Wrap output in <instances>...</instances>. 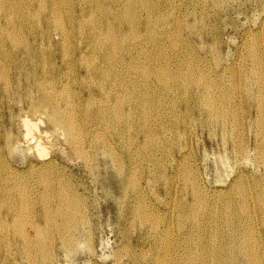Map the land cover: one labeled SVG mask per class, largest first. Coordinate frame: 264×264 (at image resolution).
<instances>
[{
  "label": "rangeland",
  "instance_id": "rangeland-1",
  "mask_svg": "<svg viewBox=\"0 0 264 264\" xmlns=\"http://www.w3.org/2000/svg\"><path fill=\"white\" fill-rule=\"evenodd\" d=\"M38 1H40V2H38ZM94 1H96V2H94ZM109 1H112V2H109ZM137 1H138L139 5L136 2L135 7L137 9L141 10L142 15L144 17L146 16V12H145V7H146V9L151 11V13H150L151 14V16H150L151 18H150V22L148 24L149 28L148 27L146 28L147 25L144 26L145 24L141 23L140 25H138V27H137L138 29L135 30V31H134V29L132 30L131 28H129V26H124V25H122V23H120L121 16L119 14H118L119 16H116L117 19H115L116 17H112L110 15H109V17L106 18L107 10H109L110 8H112L114 10L115 9L117 10L118 7L121 10L122 7H124V4L127 3L126 0H123V1L122 0H106V1L105 0L104 1L101 0V2H99V0H82V2H81V0H33L32 3L24 2V1H21V0H11V1L10 0H6V3H5V0H3L2 2H0V7H1L0 8V34L2 33V31H5L2 34L10 33V32L13 31L14 34L19 35V33L20 34H26V33H29L30 31L33 32L35 30V32L40 33V34L45 32L44 34H48L49 33V34H53L54 35L55 32L59 31L60 25H58V21H60L62 19L61 21L63 22V26H65V30L67 31V34L69 36L72 34L69 37L70 39L68 40V41H71V43L76 42L77 38L75 36L76 35H80L81 33H85V34H90L91 33V34H93V32H94V35H97L99 38H101V41H100L99 38H98V41H96L97 39L94 38L93 43L89 42V44L87 46V49H86V51L88 53L87 52H85V53L87 55H89L88 57H91V58H93V56L96 55L94 57V59H93L95 61L94 63H98L101 49L105 50L106 52L111 54V57H112L111 60L112 61L108 60V59H105L101 63V65H104L106 67V70H108V75H109V76H107V79H108L107 82L108 83L105 85V87H106V89L107 88L111 89V94H110L111 96H109L111 98L110 100L114 101V97H121L122 99H124V100L121 99L122 100V105H123L122 109L124 110L123 113L125 114L128 111L129 114H130V115L129 114L128 115H123L124 117H119V119L118 118H112V116L110 114V116H111L110 120L111 121L110 122H108V121L106 122V120H104L101 116H99V114H97V108L100 106L99 104L101 103V99H103L102 97H105L104 94L98 90L99 89V87H98L99 81H97V80L93 81V80L87 79L85 81V83L83 82L82 84L88 85L89 87H91L94 90V93H95V95H93V97H88V94L85 92V94H82L80 98L76 97V99L74 101V102H76V103H74V105H76V109L78 108L77 109V114L74 117L75 123L77 124V126H79L78 128H80V129L82 128L83 129V130L81 129L80 131L85 136L84 135H82V136L83 137L87 136L86 137V143H85V144H87L85 146V150L87 151V153H86L85 150L84 151H85V155L88 154V156H86V157L84 156L83 157V156H80V155L76 154V152L73 149V147L70 146L71 145L70 142L66 141L64 136L61 135V133H63V132H61V130L54 129L53 126L49 125L48 122L45 120L43 115H39L37 113L36 114H30V113L26 114V117L32 123V132H33L32 135H29V136L26 137L27 130L25 129V127H23L24 126L23 125V121L21 120V119H23L24 114H22V116L18 115V107L14 106L13 105L14 103H12V101H10L9 104H12L15 108H14L12 116L8 115L9 114V112H8V110H9L8 109V105H9L8 101L5 100L4 103L2 104L3 106L0 103V129L2 128L0 130V135H1L0 136L1 137L0 138V151H1V154H0V168H1L0 169V175H4V174L5 175H10V176L12 175L13 178H17L18 179V181L16 180L17 184L20 183L19 185H21L23 183L21 186L23 188H25V190L28 189L26 195L30 196V199H29L30 202L29 203L31 204V202L35 199L33 201V203L31 204L33 206L29 207L30 204L28 205V208L30 210L28 209L27 212H25L27 214V216L31 215V216H29L30 218L32 217V219H34V220L38 219V215H39V213L41 211V208H40L41 207V201L39 200V198H36V195H38L39 192L44 190V188H45L44 184H46L48 186V188L52 187V189L54 187H64V190L67 193L73 192V189H74L75 193H76V196L78 195L76 197L77 198L76 200L78 201L77 202L78 203V207H77L78 210H76V212L78 214L76 213V215H79L78 218L80 217V219H81V220L79 219L80 220L79 227L77 228L76 231L74 230L75 232L72 231L70 228H68L64 224L62 219H57L55 221V223H54V224H56V227H51L52 229L51 228H50V230L47 229L46 230L47 232L44 233V235H43L44 236L43 237L44 240H42V243L44 245L42 244L43 245V247H41L42 249L34 251L36 253L34 254V256L30 255L31 258H30V256L28 257L26 255L22 256V257H20L18 255L17 256L14 255L15 254L14 253L15 252L14 247L11 244L6 243L8 241H6V239L4 238L5 235L9 231L8 232H6L4 230L2 231V229L0 228V231H1L0 232L1 233L0 234V264L1 263L2 264H21V263L22 264H32L33 261H36L37 264H45V263L46 264H54V263L55 264H125V263L126 264H146L145 262L149 258L150 259H155V258H159L160 259V262H152L153 264H157V263L158 264H187V263L189 264L188 260H186V259L184 260L182 258V254L187 252V250H189V249H190L189 252H192V254H193V252H195V253H197L196 254L197 256L201 255L202 257L205 258V260L201 259L200 263H194V264H204L205 262H206L205 264H208V262H209V264H212L213 256L216 253H220L221 255L225 256L226 258L229 257L228 261L227 262H223V264H227V263L228 264H239V263L240 264H262L263 263L264 264V212L261 211L262 200H261V198L259 199L257 197L258 193L260 194L264 190V182H263L264 181V166H263L264 165V159H261V157L264 158L263 157L264 156L263 155L264 154V151H263L264 150V145H262V144H264V142H263L264 138H262L259 135L256 136L255 132L257 130L255 131L254 128H253V131L249 130L248 123L246 124V122L248 121L247 113H248V110H249V106H247L248 103L245 102V100H243V97H246V95L248 96V92L247 91H249V90H251L253 93H255L257 95L261 94L260 97H264V38H263L264 37V17H263L264 11L263 10L264 9L262 10V8H264V4H263L264 0H258V1L257 0H224V1L223 0H201V1L200 0H189V2L187 0H181V1L180 0H175V1L174 0H166V1L165 0H157V1H155V0H147V2H146V0H144V2H143V0H141V2H139L140 0H137ZM195 1H197V3ZM239 1H240V3H239ZM23 2H24V4H23ZM45 2H47V3L45 4ZM97 2H99L100 5ZM102 2H103V4H102ZM156 2H157L158 5L156 4ZM170 2H173V3H170ZM235 2H237V3H235ZM39 3H40V5H39ZM41 3H42V5H41ZM178 3H180V4H178ZM181 3H182V5H181ZM94 4L96 6H94ZM113 4H115V5H113ZM146 4H148L149 6H147ZM191 4H192V6H191ZM36 5L38 6V9H37ZM204 5L207 6V7L209 6L208 8L210 10L207 7H205ZM24 6H26L27 8L24 7ZM40 6H41V8H40ZM154 7H155V9H154ZM185 8L188 11L184 10ZM220 8H221L222 11L220 10ZM82 9L84 11L83 12L84 14L81 13V11H80ZM101 9H102V11H101ZM26 10H28V11H26ZM49 10L52 13H50ZM86 10H88V11H86ZM22 11H24L25 14L28 12L27 13L28 17L23 19L22 16H21V12ZM37 11H38V13H37ZM55 11H57V12H55ZM79 11L81 13L80 15H79ZM99 11H100L101 14L98 13ZM159 11H161V12H159ZM224 11H226L227 13L224 12ZM2 12H3L4 15L2 14ZM58 12L61 15L60 17H59V15H57ZM154 12H155V14H154ZM259 12H261V13H259ZM91 13H92L93 17L91 15ZM183 13L186 14V15H184ZM203 14L204 15H209L208 16L209 18H207V16L201 17ZM213 14L214 15L216 14V15L213 16ZM9 15H10V18H9ZM44 15H46L47 17L44 16ZM152 15H153V17H152ZM194 15H196L195 16L196 19H195ZM210 15L212 16V18H211ZM50 16L51 17L53 16L54 18L53 17L51 18ZM56 16H58L59 19L60 18L61 19L59 20L58 17H56ZM185 16H186V18H185ZM31 17L33 18V20L31 19ZM55 17H56V20H55ZM79 17H80V19H79ZM257 17H259V18H257ZM93 18H94L95 22H93ZM206 18H207V20H206ZM26 19H27V22H26ZM53 19L55 21H53ZM57 19H58V21H57ZM95 19L98 20V21H96ZM104 19H106V20H104ZM153 19H154V21H153ZM176 19L179 22L176 21ZM13 20H15L16 22L13 21ZM44 20H45V22L47 21L46 24H45V22H43ZM212 20L215 21L216 23H214ZM198 21H199V23H198ZM207 21H208V23H207ZM29 22H31V23H29ZM32 22H34V23L32 24ZM80 22H81V24H79ZM2 23L4 25H1ZM25 23H27V24H25ZM49 23H51V24H49ZM160 23H162V24H160ZM77 24H78V26H77ZM170 24H171V26H170ZM208 24H209V27H208ZM212 24H214L215 26L212 25ZM96 25H98V26H96ZM113 25H114V27H113ZM83 26H84V28H83ZM85 26H88V27H85ZM28 27H30V28H28ZM93 27H96V28L94 29ZM160 27H162V28H160ZM77 28H78V31L76 30ZM90 28H93L94 31L92 29L90 30ZM171 28L173 30H171ZM213 28H216V29H213ZM112 29H114V30H112ZM174 29L175 30L177 29V30L175 31ZM107 30H110V31H107ZM210 30H212V31H210ZM97 31H99V32H97ZM113 31H114V33H112ZM138 31H139V33H138ZM172 31L175 32V33H172ZM109 32H111V37L110 36L109 37L105 36ZM146 32L147 33L149 32V33L147 34ZM255 32L256 33L259 32V33L255 34ZM179 33L180 34L183 33V34L180 35ZM184 33H186L187 35L184 34ZM100 34H101V36H99ZM115 34H117L118 36L115 35ZM178 34H179V36H178ZM256 35H257V37H256ZM113 36H115L116 39H114L115 37H113ZM144 36H146V37H144ZM54 37L56 38V35H54ZM121 37H122V39H121ZM164 37H166V38H164ZM183 38H184V40H183ZM119 39H121V40H119ZM162 39H164V40H162ZM222 39H223V41H222ZM128 40H129V42H128ZM136 40L139 41L140 43H137ZM141 40H142V44H141ZM143 40H145V41H143ZM111 41H112V43H111ZM121 41H124V42H121ZM163 41H165V42H163ZM170 41L172 42V44H170L171 43ZM174 41L177 42V43H175ZM118 42H119V46H118ZM150 42L151 43L154 42V43L151 44ZM160 42L164 43V44H160ZM215 42H216V44H214ZM184 43H186V44L184 45ZM201 43H203V44H201ZM218 43H219L221 49H220V47H218ZM255 43H256V45H255ZM121 44H123V45H121ZM137 44H139L140 46H138ZM157 44H159V45H157ZM251 44H253V45H251ZM258 44H259V46H258ZM106 45H108V46H106ZM113 45H115V48H114ZM120 45L122 47L123 46L124 47L122 48ZM134 45L135 46L137 45V46L135 47ZM146 45H148V47ZM166 45H167V47H166ZM212 45H213V48L211 47ZM241 45L243 46V48H241L242 47ZM261 45H262V47H261ZM126 46H129V47H126ZM169 46L171 47V49H170ZM176 46H179L181 49H179V47H176ZM110 47H111V49L108 51V49ZM143 47H144V49L146 51H143L144 50ZM145 47L147 49L151 48V49H149V52L147 51V49ZM172 47H176V48H172ZM185 47H187V48H185ZM215 47H216L217 51L215 50ZM118 48L120 50H118ZM141 48H142V50H141ZM162 48H164V49L162 50ZM177 48L179 49L178 51H177ZM191 48H192V50H191ZM139 49H140V51H139V54H138V50ZM153 49H154V51H153ZM251 49H253V51ZM116 50H117V52H116ZM171 50H173V51L170 52ZM183 50H184V52H183ZM221 50H222L223 54H222ZM250 50L252 52H255V53L251 54L252 52ZM129 51H130V53H129ZM151 51H153V52H151ZM146 52H148V53H146ZM162 52H163L164 55H162ZM166 52H168V53H166ZM174 52H176V53H174ZM180 52H181V55H180ZM212 53H213V56H212ZM149 54L151 56L150 59H149ZM194 54L195 55L197 54V55L195 56ZM254 54H255V56H254ZM143 56L145 58H147V60L145 58H143ZM170 56H172V57H170ZM182 56H183V58H180ZM199 56L201 58H199ZM252 56H254L257 60L254 57L251 59ZM141 57L143 59H145V60H143ZM247 57H249V58H247ZM97 58H98V60H97ZM186 58L188 60V62H186L187 65L185 64ZM195 58L197 60L196 63H195V61H196ZM216 58L217 59L219 58V59L217 60ZM238 58L240 60H237ZM158 59L160 60L159 62H158ZM213 59H215L216 61L213 60ZM250 59L252 61L255 59L256 62H255V60L252 62ZM136 60H138L140 62H138ZM141 60H142V62H141ZM161 60H162V62H161ZM110 61H111V63H110ZM115 61H117L118 64L117 63L114 64ZM189 62H191V63H189ZM201 62H203V63H201ZM0 63H1L0 64V82L2 81L0 83V88L4 91L7 88L5 86V83L9 82V85H10V82L12 81V80H10V78H8V74L11 72V69H10V65H9V61L8 60L1 59ZM176 63H177V65H176ZM237 63H239V64H237ZM260 63H261V65H260ZM116 64H117V66H116ZM125 64H126V67H125ZM133 64L135 66H137V64H138L137 67H139V68L134 67ZM155 65H157V66H155ZM189 65H191V66H189ZM201 65H202V67H201ZM120 66H121V68H120ZM205 66H206L207 69L205 68ZM258 66H259V68H258ZM141 67L144 70L140 69ZM182 67H183V69H182ZM114 68H117V69L115 70ZM131 68H132V71H131ZM193 68H194L193 72L195 71L194 75H196L197 78H196V76L194 78L193 72L191 71ZM111 69H112V71H111ZM134 69L135 70L138 69V71L140 73L138 71L136 73V71ZM178 69H179V71H178ZM198 70L202 71L203 73L199 72ZM237 70H238V72H237ZM126 71H127V74H126ZM180 71L184 72L185 74L182 73V72L180 73ZM220 71H221V73H220ZM222 71H223V73H222ZM243 71H246L247 73L243 72ZM63 72H64V73H62L63 74L62 75L63 79L60 81L61 83L57 82L55 84L56 86L55 85L54 86H55L56 90L59 91V90L63 89L64 88L63 85L68 82L67 86L70 89V94L74 95L73 92H76L79 89L76 87L75 81L73 80V76L68 74L66 69L63 70ZM173 72L174 73L177 72L180 76L183 77V79L178 74H177L178 78H177L176 74L173 76V74H174ZM205 72L207 73V75H206ZM249 72L251 73L250 75H249ZM254 72L255 73L257 72V73L255 74ZM141 73H142V75H141ZM218 73H219V75H218ZM199 74H200V77H198ZM208 74H210L211 76H208ZM227 74L228 75L230 74V75L228 76ZM137 75L139 77L141 76L140 78H142V80L141 79L137 80V78H138ZM201 75H203L204 77L201 76ZM205 75H206V77H205ZM144 76H146V77H144ZM219 76L220 77L222 76V77L220 78ZM237 76H238V79H237ZM150 77L153 78V80ZM189 77L191 78V80H189L190 79ZM7 78H8V80H7ZM66 78H68V79H66ZM129 78H130V80H129ZM218 78H219L220 81L218 80ZM157 79H159V80H157ZM176 79H177V81L179 79V81L177 82ZM203 79L205 81H207V82L203 81ZM241 79H242V81H240ZM257 79H259L260 81L257 80ZM64 80H65V82H64ZM225 80H227V81H225ZM132 81H133L134 85H133ZM136 81H138V82H136ZM153 81H154V83H153ZM163 81H164V83H163ZM214 81H216L217 83L214 82ZM93 82H95L96 85L93 84ZM140 82L141 83L143 82V83L141 84ZM149 82H151V83L149 84ZM247 82H249V84ZM197 83H199L200 85L197 84ZM224 83H225V85H224ZM113 84H115V85H113ZM168 84L171 85L170 86L171 90L168 89L169 88ZM212 84H215L216 86L212 85ZM229 84H230V87H229ZM245 84H247L248 86H246ZM204 85H205V87L203 88ZM46 86L48 87L47 88L48 90L52 89V88H50L49 84H46ZM123 86H125V88ZM150 86H152V87H150ZM159 86H160V90L161 91H159V89H157V88H159ZM183 86H184V88H183ZM186 86H187V88H186ZM212 86H213V88H212ZM112 87H113V89H112ZM149 87L152 89L153 92L155 91L154 94L150 90ZM244 87H245V89H244ZM134 88H136L137 90H135ZM153 88H154V90H153ZM162 88H163V90H162ZM181 88H183V89H181ZM222 88L225 89V90H223ZM114 89L117 90V92H115ZM126 89H127V91H126ZM129 89H131V90H129ZM184 90L187 91V92H184ZM257 90H258V92H257ZM148 91L150 93H148ZM172 91L175 92V93H173ZM221 91H223L224 93L221 92ZM118 92H120V94ZM124 92L125 93L127 92L129 94H125ZM199 92H200V94H198ZM210 92L213 94V96L210 94ZM226 92H228V93H226ZM2 93H4V92L0 91V97H4V94H2ZM23 93L24 92L22 91L21 92V97L24 96ZM99 93H100L101 96L99 95ZM135 93H136V95H135ZM141 93H144L146 95L148 94V95L146 96V95L141 94ZM229 93H231V94H229ZM36 94L37 95L35 97H37V96L40 97V93L37 92ZM174 94H177L178 96L177 95L174 96ZM128 95H130V96H128ZM143 95H144V97H143ZM206 95L208 97H219L220 104L223 106V109H224V112L220 116H217V118H218V120L220 122L217 119H216V121H217L216 122L215 118H213L212 114H209V113H206V112H201V109H200V108H202L201 102H200V100L198 98L196 99V97H206ZM186 96L188 98H186ZM145 97H147V99H145ZM178 97H181V98H178ZM160 98H161V100H160ZM172 98H174V99H172ZM175 98H176V100H175ZM89 99H93V101L91 102L92 106L89 107L87 113H84L81 109H84L85 107H87V104H85V103H87L89 101ZM184 99H186V102H185ZM178 100H179L180 103L178 102ZM142 101H148L149 103L152 102L153 104L150 103V105L148 104L147 106H145V105H143ZM161 101H162V103H161ZM195 102L197 103V107L194 106V105H196ZM163 103L166 106H164ZM61 105H64V103H62ZM138 105H139V108H138ZM179 105H180V107H179ZM141 106L143 107V109H144V106L149 109V112H148L149 116L148 115H144L143 116V114L139 115L141 113V111L143 110ZM231 107H232V109H231ZM26 108L27 107L25 106V109ZM152 108L154 110H150ZM195 108H197L198 110L195 109ZM139 109H140V112H139ZM158 109H160V110L158 111ZM165 109H167V110H165ZM186 109H188V110H186ZM252 110H253L252 115H255L254 107H252ZM171 111L172 112L174 111L173 112L174 114ZM187 111H188V113H187ZM136 112H138V113L136 114ZM162 112H166L167 114L166 113H162ZM180 113H182L184 116H182V114H180ZM175 114H177V115H175ZM202 114H204V116ZM223 114H225V115H223ZM160 115L163 116V117H161ZM178 115H181L182 117L181 116L179 117ZM186 115H187V117H185ZM199 115L201 116L200 118H199ZM134 116L135 117L138 116V117H136L137 119H135ZM158 116H160V119L158 118ZM191 116H192V118H191ZM196 117H198L201 121L199 119H197ZM229 117H230V119H229ZM173 118H175V119L172 120ZM180 118H181V120H180ZM202 118H203V120H202ZM147 119H148V122H147ZM156 119H158V120H156ZM184 119L186 121H184ZM211 119L212 120L214 119V121H212ZM87 120H88V122H87ZM116 120H117V126H115ZM240 120H241L242 123L240 122ZM151 121L154 122V123L152 124ZM178 121H179V124H178ZM208 121H209V123H208ZM211 121L214 122V124L210 123ZM2 122L4 123L3 125H2ZM104 122H105V124H104ZM197 122H201V123H198V125H197ZM222 122L224 123V126H221ZM122 123H124V124H122ZM134 123H136V124L134 125ZM138 123L139 124L142 123V124L139 126ZM165 123H166V125L163 126ZM192 123L195 124V126ZM108 124H110V125H108ZM105 125H106V128H108V129L103 128V126L105 127ZM176 125H178V126H176ZM182 125H183V128H182ZM239 125H240V128H239ZM2 126L4 127V129H3ZM83 126H85V127H83ZM124 126H125V128H124ZM147 126L149 127V129H148ZM168 126H170V127H168ZM228 126H230V127H228ZM194 127H195V130H194ZM208 127H209L210 130L208 129ZM242 127H243V129H242ZM115 128H117L118 131L115 130ZM130 128L131 129L133 128L132 132H128V130L131 131ZM168 128H170V131H168L169 133L167 132V130H169ZM125 129H126V131H125ZM192 129H193V131H192ZM3 130H5V131H3ZM104 130H106V131H104ZM145 130H147V131L145 132ZM215 131H216V133H215ZM219 131H220V133H219ZM124 132H126V133H124ZM127 132H128V135H127ZM144 132L146 133V137L144 136L145 135ZM149 132H151V133L153 132L152 134H154V136H151V137L147 136V134ZM230 132H232V133H230ZM247 132L249 133L248 135H247ZM8 133H10L11 135L8 134ZM93 133L95 135L98 134V133H100L99 135L103 134L104 137L106 136L105 137L106 139L104 138L105 141L103 139H99L98 140L95 137L92 138L91 134H93ZM123 133H124L125 136L122 135ZM175 133L176 134L180 133V134L178 136H176ZM8 135H10V136H8ZM45 135H47V136H45ZM166 135H167V138H166ZM216 135H217V137H216ZM2 136H4V137H2ZM169 136H171V138H168ZM173 136H174V138H173ZM189 136H191V137H189ZM228 136H230V137H228ZM164 137H165V140H164ZM7 138H8V141H9V145H7L5 143ZM48 138H49V140H48ZM142 138L144 139V141H143ZM246 138L248 139V141H247ZM39 139L41 140V143L44 144L47 147L48 156L45 157V158L39 156V153H38V150H37L38 148H36ZM87 139L90 140V142ZM91 139H93V140L91 141ZM259 139L261 140V142L259 141ZM161 140H162V142H161ZM199 140H200V142H199ZM224 140H225V142H224ZM231 140H232V142H230ZM108 141H110V142H108ZM124 141L126 143L128 141V143L126 144V143H124ZM163 141L165 143H163ZM170 141L172 143L171 145L168 144V142L170 143ZM182 141H184V142H182ZM245 141L247 143H245ZM255 141H256V143H255ZM139 142H140V145H139ZM149 142L151 143V145H149ZM166 142H167V144H166ZM186 142H187V144H186ZM4 143H5V145H4ZM257 143L259 145H261L262 147L261 146L259 147L257 145ZM106 144L108 146L112 145L111 146L112 148L114 147V151L116 150L115 152L118 153V154L116 153L117 157H119L121 155L120 158H119V161L116 162L115 155H114V157H113L114 159L112 161L111 160L112 157H110L107 154L103 155L100 152V149L102 148V146H105ZM144 144H146V145L144 146ZM152 144H154V145H152ZM230 144H232V145H230ZM90 145L92 147H90ZM122 145H123L124 148L122 147ZM125 145H126V147H125ZM161 145L164 148L161 147ZM94 146H97V147H94ZM119 146H120V148H119ZM127 146H129V147H127ZM142 146L145 147V148H143ZM246 146H247V148H246ZM254 146H255V149H254ZM165 147L167 149L171 150L172 152L169 151V150L167 151V149ZM173 147H176V148H173ZM89 148H91V149H89ZM92 148H94V149H92ZM161 148H162V150H161ZM171 148H173V149H171ZM222 148H223V150H222ZM202 149H204L205 151L202 150ZM7 150L10 152V155L8 154ZM140 150H141V152H140ZM260 150H261V152H260ZM163 151L165 153H162ZM122 152H123V154H122ZM158 152L159 153L161 152L160 155H159ZM249 152H251V153L249 154ZM172 153H174V154H172ZM216 153L219 154V156ZM197 154L200 157H198ZM220 154H221V156H220ZM161 155L164 156V157H162ZM168 155H169V157H168ZM224 155H226V156L224 157ZM240 155L241 156L243 155V156L241 157ZM257 155H260V157L257 156ZM121 157H124L125 161ZM137 157H138V159H137ZM156 157H157V160H154V159H156ZM170 157L172 158V160H171ZM186 157H187V159H186ZM82 158H84V159H82ZM150 158H153V159H150ZM245 158H246V160H247V158H249V159L246 161V160H244ZM87 159H89V160H87ZM167 159L169 160V162H168ZM48 160H51L52 162L50 161V162L46 163L45 166H41V164H43V162L48 161ZM110 160H111V162H110ZM149 160H151V162ZM257 160H259V162ZM148 161H149L150 165H148V163H147ZM204 161H206V162H204ZM250 161H252V162H250ZM7 162H9L11 165L14 166V168L16 170L13 171V172H15V173L8 172ZM88 162H90V164ZM129 162H132L134 164H131ZM223 162H226V163H223ZM115 163L116 164L117 163L118 164L121 163L122 170H123V172H125V179H124L126 181L125 183H128L129 185H131V184H133V182H135L136 184L140 182L139 184H137V185H140L139 188H138V192L135 193V191L129 190L128 191V195H127L128 197L127 196L125 198L123 197L124 199H122V200H121V198H122L121 196H122L123 192H122L120 186L118 185V181H117L118 176L116 175V170H115V166H114ZM123 163H124V165H123ZM152 163H153V165H152ZM201 164H202V166H201ZM89 165L92 166V167H90ZM134 165H135V167H134ZM162 165H163V167H162ZM152 168H154V169H152ZM162 168H164V170ZM171 168H172V170H171ZM186 168L191 170V173L189 174V176H190V178L192 177L191 178L192 179V183L187 182L185 180V178H184V176L186 174L185 170H187ZM46 170H47V172H46ZM139 170H141V171L139 172ZM160 170H162V171H160ZM156 171H157V173H155ZM138 173L140 174V176H138L139 175ZM218 173H219V175H218ZM165 174H167V175H165ZM126 177H128V178H126ZM219 178H221V179H219ZM45 179H46V181H48V183L45 181ZM137 179H138V181H137ZM245 179L247 181H249V182H247ZM233 180H235V181H233ZM41 181L44 182V184ZM217 182H219V183H217ZM231 183H233V184H231ZM38 184H39V186H38ZM177 184H178V186H177ZM191 184H193L194 186L197 187V190H198L197 192L200 194L199 198H194V196H193L194 193H192V191L190 190L191 189L190 188ZM156 185H158V186H156ZM26 186H28V188ZM29 186H31V187H29ZM172 186H174V187H172ZM180 186L181 187L183 186V187L181 188ZM157 187H159V188H157ZM32 190H34V191H32ZM186 191H187V194L185 193ZM256 192H258V193H256ZM101 195H103V196H101ZM173 195H175V196H173ZM153 196H154V198H153ZM166 196H167V198H166ZM183 196L185 197L186 200L184 199ZM186 196H188V197H186ZM148 197H151V198H148ZM51 200H50L51 203L49 202V204H51V205L53 204L54 205L55 202H56V199L55 198H51ZM197 200L198 201L200 200V204H199V202ZM162 201H164V202H162ZM79 202H81V203H79ZM140 202H141V204H140ZM37 203H38V205H36ZM83 205L85 206V208H83ZM125 205L128 206V207H126ZM243 205H244V207H243ZM80 206H82V207L80 208ZM141 206H143V207L141 208ZM170 206H171V209H170ZM248 206H250V207H248ZM121 207H124V208L122 209ZM119 208H121V209L119 210ZM210 208L212 209V211H211ZM225 208L228 209V210L225 211L226 210ZM136 209H138V211ZM185 209H186V211H185ZM0 210L2 212V217L3 218L12 220L11 214L9 215V218L8 217H4L5 214H6L5 207L1 208ZM125 210H127V211H125ZM145 210L147 212H149V213L145 212ZM137 212L140 215L137 214ZM152 212H154V213H152ZM25 213H24V215L26 216ZM33 213H34V215H33ZM243 213H245V214H243ZM251 213H253V214L251 215ZM81 214L83 215V217H82ZM147 214H148V216H147ZM204 214H206V215H204ZM256 214L259 215L260 217H258ZM24 215L22 217L23 218L22 220L26 221V219H28V217L26 216L27 218H25ZM84 215H85V217L87 216L88 218L87 217L84 218ZM163 215H165V216H163ZM193 215H195V216H193ZM118 217L120 219H118ZM200 217H202V219ZM250 217H252V218H250ZM187 218L188 219L190 218L189 221L187 220ZM237 218H239L240 220L237 219ZM107 219H108V222H107ZM130 219H132V220L130 221ZM120 220H121V222H120ZM153 220H155V222ZM157 220L158 221L160 220L159 221L160 223ZM208 220H209V222H208ZM243 220H245V221H243ZM249 220H250L251 223L249 222ZM258 220L260 221V223H259ZM81 221H82V223H81ZM183 222H184V224H183ZM241 223H243V224H241ZM80 224H83V225L81 226ZM159 224H160V226H159ZM27 225H29V224L25 225V228H24V231L22 233V236L23 237L24 236L33 237L36 234V232H37V228L34 227V226L29 227L30 225L29 226H27ZM85 225L87 227L88 226L89 227L87 228V227H85ZM90 225H91V228H90ZM149 225L151 227H149ZM97 226H99V227H97ZM146 226H148V227H146ZM185 226H186V228H185ZM121 227H123V228H121ZM155 227H157L158 229L155 228ZM118 228H120V229L118 230ZM180 228H182V229H180ZM189 228H192V229H189ZM233 229H236V232H237L238 236L240 235L239 237L242 238L241 241H244V239L246 240L245 242H242V243H243V245L245 247H248V251L246 249L243 250V248L239 252H237V250H236L235 251L236 254H234V256L230 254L232 252V250H230V248L227 246V243L231 240V232H232ZM254 229H255V231H254ZM135 230H137V232ZM156 230H158V232ZM50 232L53 233V234H51ZM171 232H172V234H170ZM74 233H75V236H77L76 237V241L75 242L72 241V243H71V239H72ZM119 233L120 234L122 233V234L120 235ZM176 233H178V234H176ZM46 234H51V236L50 235L46 236ZM139 234H141L142 237ZM78 235H79V237H78ZM129 235H131L132 237L129 236ZM200 235H202V237ZM8 236H11L10 232L8 233ZM127 236H128V238H127ZM193 236H194V238H193ZM151 237H153V238H151ZM252 237H254V238H252ZM181 239L183 241H180ZM250 239H252V240H250ZM159 240H160V242H159ZM151 241H152V243H151ZM217 241L218 242L220 241V242L218 243ZM137 242H138V244H137ZM49 243H50L51 246L49 245ZM69 243H71L73 246L71 245V247L68 248L67 244H69ZM78 243H79V245L81 247L79 245H77ZM159 243H160V246H159ZM125 244H127V245H125ZM128 244H129L130 248L132 246L131 249L128 248ZM258 244H259V246H258ZM7 245H11V246H7ZM187 245L189 247L190 246L191 247L189 248ZM93 246H94V248H93ZM141 247H143V248H141ZM199 247H200V249H199ZM43 248H44V250H43ZM215 248H216V250H215ZM48 249H50L49 252L47 251L46 254H45L44 252L46 250H48ZM144 249H145V251H144ZM206 250H207V252H206ZM148 251H151V252H148ZM198 251H200V252H198ZM7 252H9L10 254L7 253ZM50 252H52V254ZM142 252L143 253L145 252L144 253L145 256H144V254ZM247 252L248 253H254L255 256L258 257V259L260 261H258V262L257 261L256 262H246L247 261L246 260L247 259L246 258V253ZM36 254L38 256H36ZM133 254H134V256H133ZM227 255H231V256L227 257ZM147 256H149V257H147ZM166 256H168V257H166ZM35 257H36V259H35ZM151 257H153V258H151ZM3 258H4V260H3ZM28 258H29V260H28ZM15 259H17V260H15ZM166 259H168V260H166ZM19 260H20V262H18ZM53 260H55V261H53ZM119 260H122V261H119ZM229 260L232 261V262H229ZM136 261H138V262H136ZM36 263H33V264H36Z\"/></svg>",
  "mask_w": 264,
  "mask_h": 264
},
{
  "label": "bare ground",
  "instance_id": "bare-ground-1",
  "mask_svg": "<svg viewBox=\"0 0 264 264\" xmlns=\"http://www.w3.org/2000/svg\"><path fill=\"white\" fill-rule=\"evenodd\" d=\"M3 0H1L0 2H2ZM11 1V0H10ZM21 1H24V2H28V3H32V1L33 0H21ZM104 1V0H103ZM106 1V0H105ZM123 1V0H122ZM127 1V3L126 4H124V7H122V9L120 10L119 9V7H118V9L115 11L114 9H112V8H110L109 10H107V13H106V18L107 17H109V15L110 16H112V17H116V16H121V20H120V23H122V25H124V26H129V28H131L132 30L134 29V31L135 30H137L138 28V25H140L141 23H144L145 25L144 26H146V28L148 27V24H149V22H150V16H151V11H149L148 9H146V7H145V12H146V16L144 17L143 15H142V12H141V10L140 9H137L136 7H135V4H136V2L138 3V1L137 0H126ZM155 1H157V0H155ZM166 1V0H165ZM175 1V0H174ZM181 1V0H180ZM188 2H189V0H187ZM201 1V0H200ZM224 1V0H223ZM222 1V2H223ZM258 1V0H257ZM24 2H23V4H24ZM36 2V1H35ZM34 2V3H35ZM38 2H40V1H38ZM55 2V1H54ZM76 2V1H75ZM81 2H82V0H81ZM80 2V3H81ZM85 2V1H84ZM90 2V1H89ZM94 2H96V1H94ZM99 2H101V0H99ZM99 2H97V3H99ZM109 2H112V1H109ZM139 2H141V0L139 1ZM143 2H144V0H143ZM146 2H147V0H146ZM152 2V1H151ZM150 2V3H151ZM179 2V1H178ZM187 2V3H188ZM196 3H197V1H195ZM204 2V1H203ZM211 2V1H210ZM209 2V3H210ZM215 2V1H214ZM4 3V2H3ZM5 3H6V0H5ZM4 3V4H5ZM47 2H45V4H46ZM117 3V2H116ZM170 3H173V2H170ZM183 3V2H182ZM182 3H181V5H182ZM200 3V2H199ZM202 3V2H201ZM225 3V2H224ZM235 3H237V2H235ZM239 3H240V1H239ZM262 3V2H261ZM2 4V3H1ZM11 4V3H10ZM20 4V3H19ZM18 4V5H19ZM44 4V5H45ZM102 4H103V2H102ZM119 4V3H118ZM153 4V3H152ZM156 4H157V2H156ZM178 4H180V3H178ZM208 4V3H207ZM264 4V3H263ZM34 5V4H33ZM39 5H40V3H39ZM41 5H42V3H41ZM90 5V4H89ZM99 5H100V3H99ZM105 5V4H104ZM113 5H115V4H113ZM138 5H139V3H138ZM147 6H149L148 4H146ZM154 5V4H153ZM158 5V4H157ZM203 5V4H202ZM215 5V4H214ZM248 5V4H247ZM27 6V5H26ZM26 6H24V7H26ZM37 6V5H36ZM81 6V5H80ZM94 6H96L95 4H94ZM103 6V5H102ZM122 6V5H121ZM145 6V5H144ZM155 6V5H154ZM185 6V5H184ZM191 6H192V4H191ZM199 6V5H198ZM205 6V5H204ZM30 7V6H29ZM82 7V6H81ZM85 7V6H84ZM114 7V6H113ZM156 7V6H155ZM155 7H154V9H155ZM178 7V6H177ZM205 7H207V6H205ZM209 7V6H208ZM207 7V8H208ZM262 7V6H261ZM1 8V7H0ZM27 8V7H26ZM35 8V7H34ZM40 8H41V6H40ZM46 8V7H45ZM52 8V7H51ZM98 8V7H97ZM96 8V9H97ZM101 8V7H100ZM103 8V7H102ZM167 8V7H166ZM169 8V7H168ZM181 8V7H180ZM191 8V7H190ZM201 8V7H200ZM213 8V7H212ZM37 9H38V6H37ZM48 9V8H47ZM46 9V10H47ZM95 9V8H94ZM99 9V8H98ZM151 9V8H150ZM160 9V8H159ZM174 9V8H173ZM178 9V8H177ZM206 9V8H205ZM209 9V8H208ZM207 9V10H208ZM264 8H262V10H263ZM25 10V9H24ZM33 10V9H32ZM35 10V9H34ZM40 10V9H39ZM53 10V9H52ZM57 10V9H56ZM79 10V9H78ZM85 10V9H84ZM92 10V9H91ZM172 10V9H171ZM176 10V9H175ZM184 10H187L186 8L184 9ZM210 10V9H209ZM214 10V9H213ZM220 10H221V8H220ZM227 10V9H226ZM261 10V9H260ZM2 11V10H1ZM13 11V10H12ZM26 11H28V10H26ZM50 11V10H49ZM81 11V13H83L84 11H83V9L82 10H80ZM80 11H79V15L81 14L80 13ZM86 11H88V10H86ZM101 11H102V9H101ZM154 11V10H153ZM157 11V10H156ZM155 11V12H156ZM163 11V10H162ZM165 11V10H164ZM168 11V10H167ZM170 11V10H169ZM180 11V10H179ZM188 11V10H187ZM186 11V12H187ZM201 11V10H200ZM222 11V10H221ZM264 11V10H263ZM36 12V11H35ZM48 12V11H47ZM55 12H57V11H55ZM68 12V11H67ZM95 12V11H94ZM93 12V13H94ZM155 12H154V14H155ZM159 12H161V11H159ZM171 12V11H170ZM177 12V11H176ZM185 12V13H186ZM212 12V11H211ZM224 12H226V11H224ZM9 13V12H8ZM7 13V14H8ZM28 13V12H27ZM27 13L25 14L24 13V11H22L21 12V16H22V18L24 19V18H26V17H28L27 16ZM37 13H38V11H37ZM50 13H52L51 11H50ZM99 14H101L100 13V11L98 12ZM153 13V12H152ZM167 13V12H166ZM165 13V14H166ZM178 13V12H177ZM176 13V14H177ZM180 13V12H179ZM188 13V12H187ZM186 13V14H187ZM196 13V12H195ZM194 13V14H195ZM203 13V12H202ZM207 13V12H206ZM205 13V14H206ZM227 13V12H226ZM259 13H261V12H259ZM2 14H3V12H2ZM34 14V13H33ZM36 14V13H35ZM49 14V13H48ZM84 14V13H83ZM88 14V13H87ZM119 14V15H118ZM159 14V13H158ZM171 14V13H170ZM184 14V13H183ZM182 14V15H183ZM186 14H184V15H186ZM4 15V14H3ZM13 15V14H12ZM32 15V14H31ZM40 15V14H39ZM42 15V14H41ZM52 15V14H51ZM56 15V14H55ZM57 15H59V17L61 16L60 15V13L58 12V14ZM91 15H92V13H91ZM104 15V14H103ZM102 15V16H103ZM169 15V14H168ZM216 15V14H215ZM214 14H213V16H215ZM262 15V14H261ZM2 16V15H1ZM37 16V15H36ZM35 16V17H36ZM44 16H46V15H44ZM85 16V15H84ZM83 16V17H84ZM96 16V15H95ZM163 16V15H162ZM196 15H194V17H195ZM203 16H207V18H209L208 16L209 15H202L201 17H203ZM211 16V15H210ZM240 16V15H239ZM242 16V15H241ZM260 16V15H259ZM30 17V16H29ZM34 17V16H33ZM47 17V16H46ZM51 17V16H50ZM53 17V16H52ZM51 17V18H52ZM56 17H58V16H56ZM56 17H55V20H56ZM59 17H58V19H59ZM87 17V16H86ZM85 17V18H86ZM92 17H93V15H92ZM152 17H153V15H152ZM158 17V16H157ZM176 17V16H175ZM181 17V16H180ZM238 17V16H237ZM263 17H264V15H263ZM9 18H10V15H9ZM8 18V19H9ZM42 18V17H41ZM45 18V17H44ZM54 18V17H53ZM96 18V17H95ZM120 18V17H119ZM177 18V17H176ZM185 18H186V16H185ZM207 18H206V20H207ZM211 18H212V16H211ZM247 18V17H246ZM257 18H259V17H257ZM30 19V18H29ZM31 19L33 20V18L31 17ZM58 19H57V21H58ZM61 19V18H60ZM59 19V20H60ZM79 19H80V17H79ZM109 19V18H108ZM115 19H117V17L115 18ZM157 19V18H156ZM175 19V18H174ZM195 19H196V17H195ZM194 19V20H195ZM222 19V18H221ZM40 20V19H39ZM38 20V21H39ZM42 20V19H41ZM52 20V19H51ZM50 20V21H51ZM54 19H53V21H55ZM62 20V19H61ZM58 21V25H60V27H59V31L58 32H55V34L54 35H56V38L54 37V35L53 34H44V33H37V32H35V30L33 31V32H29V33H26V34H20L19 33V35H17V34H14V32L12 33V32H10V33H4V34H2L3 32H5V31H2V33L0 34V60L1 59H4V60H8L9 61V65H10V69H11V72L8 74V78H10V80H12L11 82H10V85H9V82H7V83H5V86L7 87L4 91L0 88V91L1 92H4V93H2V94H4V97H0V103H1V105L4 103V101L5 100H7L8 101V104H9V102L10 101H12V103H14L13 105L14 106H17L18 107V115H20V116H22V114H24V117H23V119H21L22 121H23V127H25V129L27 130V134H26V137L27 136H29V135H32V123H31V121L26 117V114H39V115H43L44 116V118H45V120L48 122V124L49 125H51V126H53L54 127V129H57V130H61V132H63V133H61V135H63L64 136V138H65V140L66 141H68V142H70V146H72L73 147V149L75 150V152H76V154L77 155H80V156H88V154H86L85 155V146L87 145V144H85L86 143V137H83L82 135H84V134H82V132L80 131L81 129L80 128H78L79 126H77V124L75 123V119H74V117L76 116V114H77V109H76V105H74V103H76V102H74L75 101V99H76V97L77 98H80L81 97V95L82 94H85V92L88 94V97H93V95H95V93H94V90L91 88V87H89L88 85H84V84H82L83 82L85 83V81L87 80V79H90V80H93V81H95V80H97V81H99V85H98V87H99V91L100 92H102L103 94H104V96L105 97H102L103 99H101V103L99 104L100 106L97 108V114H99V116H101L104 120H106V122L108 121V122H110L111 120V116H112V118H118L119 119V117H124L123 115H128L129 114V112L127 113H123V109H122V107H123V105H122V100H124V99H122L121 97H114V101H112V100H110L111 98L109 97V96H111L110 94H111V89L109 88H107L106 89V87H105V85L108 83L107 82V76H109L108 75V70H106V67L104 66V65H101V63L105 60V59H108V60H111L112 59V57H111V54H109L108 52H106L105 50H100V57H99V61H98V63H94L95 61L93 60L94 59V57L96 56H93V58H91V57H88L89 55H87L85 52H87L86 51V49H87V46H88V44H89V42H91V43H93V41H94V38H96L97 40L96 41H98V36L97 35H94V32H93V34H85V33H79L80 35H76L75 37L77 38V40H76V42H74V43H71V41H68L70 38V36L72 35H68L67 34V31L65 30V26H63V22L62 21ZM78 20V19H77ZM96 20V19H95ZM104 20H106V19H104ZM240 20V19H239ZM260 20V19H259ZM263 20V19H262ZM8 21V20H7ZM13 21H15V20H13ZM29 21V20H28ZM37 21V22H38ZM49 21V20H48ZM80 21V20H79ZM82 21V20H81ZM87 21V20H86ZM96 21H98V20H96ZM109 21V20H108ZM118 21V20H117ZM153 21H154V19H153ZM156 21V20H155ZM176 21H178L177 19H176ZM201 21V20H200ZM213 21V20H212ZM258 21V20H257ZM16 22V21H15ZM26 22H27V19H26ZM43 22H45V20L43 21ZM85 22V21H84ZM93 22H95L94 21V18H93ZM92 22V23H93ZM105 22V21H104ZM103 22V23H104ZM119 22V21H118ZM179 22V21H178ZM181 22V21H180ZM214 23H216L215 21H213ZM235 22V21H234ZM5 23V22H4ZM8 23V22H7ZM29 23H31V22H29ZM34 22H32V24H33ZM47 23V21L45 22V24ZM53 23V22H52ZM56 23V22H55ZM66 23V22H65ZM155 23V22H154ZM198 23H199V21H198ZM201 23V22H200ZM207 23H208V21H207ZM206 23V24H207ZM263 23V22H262ZM11 24V23H10ZM25 24H27V23H25ZM49 24H51V23H49ZM79 24H81V22L79 23ZM83 24V23H82ZM95 24V23H94ZM110 24V23H109ZM160 24H162V23H160ZM176 24V23H175ZM1 25H4L3 23L1 24ZM16 25V24H15ZM29 25V24H28ZM44 25V24H43ZM105 25V24H104ZM103 25V26H104ZM121 25V24H120ZM174 25V24H173ZM205 25V24H204ZM212 25H214V24H212ZM262 25V24H261ZM260 25V26H261ZM77 26H78V24H77ZM81 26V25H80ZM93 26V25H92ZM95 26V25H94ZM96 26H98V25H96ZM167 26V25H166ZM170 26H171V24H170ZM175 26V25H174ZM206 26V25H205ZM215 26V25H214ZM213 26V27H214ZM263 26V25H262ZM34 27V26H33ZM50 27V26H49ZM68 27V26H67ZM85 27H88V26H85ZM102 27V26H101ZM113 27H114V25H113ZM117 27V26H116ZM151 27V26H150ZM176 27V26H175ZM182 27V26H181ZM208 27H209V24H208ZM218 27V26H217ZM28 28H30V27H28ZM47 28V27H46ZM45 28V29H46ZM79 28V27H78ZM78 28L76 29L77 31H78ZM83 28H84V26H83ZM94 29L96 28V27H93ZM93 28H90V30L92 29L93 30ZM149 28V27H148ZM160 28H162V27H160ZM180 28V27H179ZM219 28V27H218ZM262 28V27H261ZM34 29V28H33ZM32 29V30H33ZM44 29V28H43ZM89 29V28H88ZM103 29V28H102ZM110 29V28H109ZM122 29V28H121ZM167 29V28H166ZM178 29V28H177ZM176 29V30H177ZM207 29V28H206ZM213 29H216V28H213ZM6 30V29H5ZM10 30V29H9ZM72 30V29H71ZM82 30V29H81ZM80 30V31H81ZM85 30V29H84ZM101 30V29H100ZM112 30H114V29H112ZM118 30V29H117ZM155 30V29H154ZM171 30H173L172 28H171ZM175 30V29H174ZM175 30V31H176ZM8 31V30H7ZM6 31V32H7ZM19 31V30H18ZM94 31V30H93ZM107 31H110V30H107ZM140 31V30H139ZM139 31H138V33H139ZM152 31V30H151ZM166 31V30H165ZM181 31V30H180ZM210 31H212V30H210ZM72 32V31H71ZM92 32V31H91ZM97 32H99V31H97ZM122 32V31H121ZM179 32V31H178ZM184 32V31H183ZM217 32V31H216ZM220 32V31H219ZM261 32V31H260ZM16 33V32H15ZM18 33V32H17ZM22 33V32H21ZM70 33V32H69ZM112 33H114V31L112 32ZM117 33V32H116ZM126 33V32H125ZM147 33V32H146ZM149 33V32H148ZM147 33V34H148ZM155 33V32H154ZM157 33V32H156ZM169 33V32H168ZM171 33V32H170ZM172 33H175V32H173L172 31ZM181 33V32H180ZM179 33V34H180ZM249 33V32H248ZM257 33H259V32H257ZM256 32H255V34H257ZM77 34V33H76ZM98 34V33H97ZM144 34V33H143ZM167 34V33H166ZM179 34H178V36H179ZM183 34V33H182ZM182 34H180V35H182ZM184 34H186V33H184ZM74 35V34H73ZM115 35H117V34H115ZM136 35V34H135ZM141 35V34H140ZM164 35V34H163ZM187 35V34H186ZM221 35V34H220ZM248 35V34H247ZM99 36H101V34L99 35ZM105 36H107V37H111V32H109L108 34H106ZM118 36V35H117ZM124 36V35H123ZM122 36V37H123ZM147 36V35H146ZM146 36H144V37H146ZM149 36V35H148ZM155 36V35H154ZM177 36V35H176ZM185 36V35H184ZM113 37H115V36H113ZM122 37H121V39H122ZM137 37V36H136ZM160 37V36H159ZM158 37V38H159ZM169 37V36H168ZM174 37V36H173ZM217 37V36H216ZM219 37V36H218ZM221 37V36H220ZM256 37H257V35H256ZM74 38V37H73ZM72 38V39H73ZM120 38V37H119ZM124 38V37H123ZM138 38V37H137ZM164 38H166V37H164ZM178 38V37H177ZM187 38V37H186ZM245 38V37H244ZM259 38V37H258ZM264 38V37H263ZM100 39V41H101V38H99ZM114 39H116V37L114 38ZM121 39H119V40H121ZM135 39V38H134ZM145 39V38H144ZM157 39V38H156ZM179 39V38H178ZM188 39V38H187ZM152 40V39H151ZM162 40H164V39H162ZM171 40V39H170ZM176 40V39H175ZM181 40V39H180ZM179 40V41H180ZM183 40H184V38H183ZM216 40V39H215ZM137 41V40H136ZM143 41H145V40H143ZM172 41V40H171ZM170 41V42H171ZM188 41V40H187ZM190 41V40H189ZM222 41H223V39H222ZM254 41V40H253ZM261 41V40H260ZM121 42H124V41H121ZM128 42H129V40H128ZM159 42V41H158ZM163 42H165V41H163ZM169 42V43H170ZM175 42V41H174ZM182 42V41H181ZM184 42V41H183ZM111 43H112V41H111ZM137 43H140L139 41H137ZM144 43V42H143ZM151 43V42H150ZM152 43H154V42H152ZM151 43V44H152ZM168 43V42H167ZM175 43H177V42H175ZM179 43V42H178ZM204 43V42H203ZM203 43H201V44H203ZM220 43V42H219ZM219 43H218V47H220V45H219ZM96 44V43H95ZM109 44V43H108ZM131 44V43H130ZM129 44V45H130ZM141 44H142V40H141ZM160 44H164V43H161L160 42ZM170 44H172V42L170 43ZM169 44V45H170ZM174 44V43H173ZM181 44V43H180ZM179 44V45H180ZM186 43H184V45H185ZM214 44H216V42L214 43ZM103 45V44H102ZM110 45V44H109ZM121 45H123V44H121ZM120 45V46H121ZM138 46H140L139 44H137ZM136 45V46H137ZM144 45V44H143ZM156 45V44H155ZM157 45H159V44H157ZM168 45V44H167ZM167 45H166V47H167ZM177 45V44H176ZM183 45V44H182ZM207 45V44H206ZM251 45H253V44H251ZM255 45H256V43H255ZM95 46V45H94ZM100 46V45H99ZM106 46H108V45H106ZM111 46V45H110ZM114 46V48H115V45H113ZM118 46H119V42H118ZM132 46V45H131ZM135 46V45H134ZM135 46V47H136ZM147 47H148V45H146ZM152 46V45H151ZM171 46V45H170ZM169 46V47H170ZM173 46V45H172ZM205 46V45H204ZM208 46V45H207ZM242 46V45H241ZM258 46H259V44H258ZM257 46V47H258ZM112 47V46H111ZM111 47L108 49V51L111 49ZM122 47V46H121ZM124 47V46H123ZM122 47V48H123ZM126 47H129V46H126ZM125 47V48H126ZM142 47V46H141ZM157 47V46H156ZM163 47V46H162ZM176 47H179V46H176ZM176 47H172V48H176ZM182 47V46H181ZM206 47V46H205ZM204 47V48H205ZM212 48H213V45L211 46ZM250 47V46H249ZM254 47V46H253ZM261 47H262V45H261ZM104 48V47H103ZM113 48V49H114ZM120 48V47H119ZM118 48V50H120ZM146 48V47H145ZM185 48H187V47H185ZM190 48V47H189ZM196 48V47H195ZM203 48V49H204ZM241 48H243V46L241 47ZM245 48V47H244ZM260 48V47H259ZM90 49V48H89ZM128 49V48H127ZM130 49V48H129ZM143 49H144V47H143ZM147 49V48H146ZM149 49H151V48H149ZM149 49H147V51L149 52ZM156 49V48H155ZM164 48H162V50H163ZM170 49H171V47H170ZM179 49H181L180 47H179ZM178 48H177V51L179 50ZM206 49V48H205ZM219 49V48H218ZM220 49H221V47H220ZM254 49V48H253ZM253 49H251L252 51H253ZM123 50V49H122ZM121 50V51H122ZM131 50V49H130ZM141 50H142V48H141ZM190 50V49H189ZM188 50V51H189ZM191 50H192V48H191ZM197 50V49H196ZM215 50L217 51V49H216V47H215ZM250 50V51H251ZM260 50V49H259ZM139 51H140V49L138 50V54H139ZM143 51H146L145 49L143 50ZM153 51H154V49H153ZM153 51H151V52H153ZM158 51V50H157ZM173 50H171L170 52H172ZM176 51V52H177ZM187 51V52H188ZM251 51V52H252ZM256 51V50H255ZM97 52V51H96ZM116 52H117V50H116ZM123 52V51H122ZM137 52V51H136ZM148 52H146V53H148ZM176 52H174V53H176ZM183 52H184V50H183ZM221 52H222V50H221ZM237 52V51H236ZM88 53V52H87ZM129 53H130V51H129ZM141 53V52H140ZM145 53V52H144ZM160 53V52H159ZM166 53H168V52H166ZM206 53V52H205ZM217 53V52H216ZM242 53V52H241ZM249 53V52H248ZM253 53H255V52H252L251 54H253ZM257 53V52H256ZM115 54V53H114ZM143 54V53H142ZM172 54V53H171ZM185 54V53H184ZM210 54V53H209ZM218 54V53H217ZM222 54H223V52H222ZM221 54V55H222ZM93 55V54H92ZM113 55V54H112ZM144 55V54H143ZM154 55V54H153ZM162 55H164L163 54V52H162ZM168 55V54H167ZM174 55V54H173ZM172 55V56H173ZM176 55V54H175ZM180 55H181V52H180ZM191 55V54H190ZM195 55V54H194ZM197 55V54H196ZM195 55V56H196ZM228 55V54H227ZM248 55V54H247ZM146 56V55H145ZM161 56V55H160ZM172 56H170V57H172ZM205 56V55H204ZM210 56V55H209ZM212 56H213V53H212ZM217 56V55H216ZM242 56V55H241ZM254 56H255V54H254ZM254 56H252L251 57V59L254 57ZM117 57V56H116ZM150 54H149V59H150ZM169 57V58H170ZM177 57V56H176ZM185 57V56H184ZM193 57V56H192ZM198 57V56H197ZM142 58V57H141ZM143 58H145L144 56H143ZM142 58V59H143ZM154 58V57H153ZM178 58V57H177ZM180 58H183V56L182 57H180ZM194 58V57H193ZM199 58H201L200 56H199ZM198 58V59H199ZM247 58H249V57H247ZM255 58V57H254ZM146 60H147V58H145ZM145 59H143V60H145ZM185 59V58H184ZM203 59V58H202ZM217 59V58H216ZM219 59V58H218ZM217 59V60H218ZM250 59V60H251ZM256 59V58H255ZM254 59V60H255ZM97 60H98V58H97ZM155 60V59H154ZM171 60V59H170ZM183 60V59H182ZM186 60H187V58H186ZM185 60V64L187 65V63L186 62H188V60L186 61ZM194 60V59H193ZM195 60H196V58H195ZM213 60H215V59H213ZM237 60H240L239 58L237 59ZM253 60V61H254ZM257 60V59H256ZM256 60H255V62H256ZM112 61V60H111ZM111 61H110V63H111ZM114 61V60H113ZM129 61V60H128ZM136 61H138V60H136ZM160 60L158 59V62H159ZM173 61V60H172ZM175 61V60H174ZM216 61V60H215ZM214 61V62H215ZM252 61V60H251ZM252 61V62H253ZM100 62V63H99ZM138 62H140V61H138ZM141 62H142V60H141ZM157 62V61H156ZM161 62H162V60H161ZM160 62V63H161ZM178 62V61H177ZM194 62V61H193ZM192 62V63H193ZM197 62V60L195 61V63ZM225 62V61H224ZM223 62V63H224ZM262 62V61H261ZM115 63H117V61H115L114 62V64ZM128 63V62H127ZM189 63H191V62H189ZM200 63V62H199ZM201 63H203V62H201ZM207 63V62H206ZM210 63V62H209ZM235 63V62H234ZM244 63V62H243ZM246 63V62H245ZM258 63V62H257ZM1 64V63H0ZM118 64V63H117ZM117 64H116V66H117ZM152 64V63H151ZM184 64V65H185ZM194 64V63H193ZM192 64V65H193ZM237 64H239V63H237ZM253 64V63H252ZM120 65V64H119ZM122 65V64H121ZM134 65V64H133ZM158 65V64H157ZM157 65H155V66H157ZM165 65V64H164ZM173 65V64H172ZM176 65H177V63H176ZM221 65V64H220ZM248 65V64H247ZM257 65V64H256ZM260 65H261V63H260ZM137 66H138V64H137ZM137 66H135L134 65V67H136V68H139V67H137ZM142 66V65H141ZM152 66V65H151ZM154 66V67H155ZM189 66H191V65H189ZM207 66V65H206ZM206 66H205V68H206ZM240 66V65H239ZM125 67H126V64H125ZM149 67V66H148ZM201 67H202V65H201ZM208 67V66H207ZM222 67V66H221ZM254 67V66H253ZM256 67V66H255ZM112 68V67H111ZM120 68H121V66H120ZM195 68V67H194ZM194 68L191 70L192 72H193V70H194ZM251 68V67H250ZM249 68V69H250ZM257 68V67H256ZM255 68V69H256ZM258 68H259V66H258ZM66 69V71H67V73L68 74H70V75H72L73 76V80L75 81V84H76V87L79 89L78 91H76V92H73V94L74 95H71L70 94V89H69V87L67 86V83H65L63 86H64V88L63 89H61V90H59V91H57L56 90V88H55V84L57 83V82H60L62 79H63V77H62V73H64L63 72V70H65ZM115 70L117 69V68H114ZM126 69V68H125ZM124 69V70H125ZM140 69H142V67L140 68ZM153 69V68H152ZM173 69V68H172ZM182 69H183V67H182ZM181 69V70H182ZM191 69V68H190ZM198 69V68H197ZM207 69V68H206ZM239 69V68H238ZM135 70V69H134ZM142 70H144V69H142ZM166 70V69H165ZM203 70V69H202ZM205 70V69H204ZM227 70V69H226ZM251 70V69H250ZM111 71H112V69H111ZM110 71V72H111ZM129 71V70H128ZM131 71H132V68H131ZM136 71V73H137V71H138V69L137 70H135ZM134 71V72H135ZM141 71V70H140ZM178 71H179V69H178ZM177 71V72H178ZM185 71V70H184ZM190 71V72H191ZM199 71V70H198ZM206 71V70H205ZM248 71V70H247ZM257 71V70H256ZM260 71V70H259ZM7 72V71H6ZM125 72V71H124ZM123 72V73H124ZM139 72V71H138ZM146 72V71H145ZM152 72V71H151ZM177 72H173L174 74H173V76L176 74V76H177ZM182 71H180V73H181ZM191 72V73H192ZM195 72V71H194ZM193 72V75L195 74ZM199 72H201V73H203L202 71H199ZM237 72H238V70H237ZM243 72H246V71H243ZM112 73V72H111ZM110 73V74H111ZM116 73V72H115ZM133 73V72H132ZM140 73V72H139ZM138 73V74H139ZM143 73V72H142ZM142 73H141V75H142ZM153 73V72H152ZM182 73H184V72H182ZM206 73V72H205ZM220 73H221V71H220ZM222 73H223V71H222ZM247 73V72H246ZM255 73V72H254ZM257 73V72H256ZM255 73V74H256ZM126 74H127V71H126ZM144 74V73H143ZM151 74V73H150ZM185 74V73H184ZM197 74V73H196ZM251 73L249 72V75H250ZM131 75V74H130ZM152 75V74H151ZM179 75V74H178ZM182 75V74H181ZM206 75H207V73H206ZM206 75H205V77H206ZM214 75V74H213ZM212 75V76H213ZM217 75V74H216ZM218 75H219V73H218ZM226 75V74H225ZM228 75V74H227ZM230 75V74H229ZM228 75V76H229ZM247 75V74H246ZM7 76V75H6ZM132 76V75H131ZM134 76V75H133ZM180 76V75H179ZM195 76L196 75H194V78H195ZM201 76H203V75H201ZM208 76H211L210 74H208ZM243 76V75H242ZM248 76V75H247ZM257 76V75H256ZM136 77V76H135ZM134 77V78H135ZM137 80L138 79H141L142 80V78H140L138 75H137ZM143 77V76H142ZM144 77H146V76H144ZM180 77H182V76H180ZM198 77H200V74L198 75ZM204 77V76H203ZM202 77V78H203ZM214 77V76H213ZM220 77V76H219ZM222 77V76H221ZM220 77V78H221ZM225 77V76H224ZM223 77V78H224ZM8 78H7V80H8ZM111 78V77H110ZM128 78V77H127ZM132 78V77H131ZM151 78V77H150ZM172 78V77H171ZM174 78V77H173ZM177 78H178V76H177ZM185 78V77H184ZM190 78V77H189ZM193 78V79H194ZM196 78H197V76H196ZM201 78V79H202ZM257 78V77H256ZM263 78V77H262ZM4 79V78H3ZM66 79H68V78H66ZM152 80H153V78H151ZM182 79H183V77H182ZM192 79V80H193ZM199 79V78H198ZM205 79V78H204ZM203 79V81H205ZM228 79V78H227ZM237 79H238V76H237ZM260 79V78H259ZM259 79H257V80H259ZM6 80V81H7ZM124 80V79H123ZM128 80V79H127ZM129 80H130V78H129ZM157 80H159V79H157ZM167 80V79H166ZM165 80V81H166ZM187 80V79H186ZM189 80H191V78L189 79ZM195 80V79H194ZM200 80V79H199ZM198 80V81H199ZM215 80V79H214ZM218 80H219V78H218ZM229 80V79H228ZM5 81V82H6ZM69 81V80H68ZM119 81V80H118ZM145 81V80H144ZM150 81V80H149ZM156 81V80H155ZM170 81V80H169ZM174 81V80H173ZM172 81V82H173ZM176 81H177V79H176ZM178 81H179V79H178ZM177 81V82H178ZM183 81V80H182ZM197 81V80H196ZM201 81V80H200ZM220 81V80H219ZM225 81H227V80H225ZM230 81V80H229ZM240 81H242V79L240 80ZM245 81V80H244ZM250 81V80H249ZM260 81V80H259ZM2 82V81H1ZM0 82V83H1ZM14 82V83H13ZM64 82H65V80H64ZM63 82V83H64ZM92 82V81H91ZM136 82H138V81H136ZM160 82V81H159ZM168 82V81H167ZM186 82V81H185ZM184 82V83H185ZM195 82V81H194ZM193 82V83H194ZM205 82H207V81H205ZM204 82V83H205ZM214 82H216V81H214ZM61 83V82H60ZM62 83V84H63ZM74 83V82H73ZM126 83V82H125ZM132 83H133V81H132ZM141 83V82H140ZM143 83V82H142ZM141 83V84H142ZM146 83V82H145ZM144 83V84H145ZM151 82H149V84H150ZM153 83H154V81H153ZM163 83H164V81H163ZM162 83V84H163ZM171 83V82H170ZM169 83V84H170ZM187 83V82H186ZM190 83V82H189ZM203 83V84H204ZM210 83V82H209ZM208 83V84H209ZM213 83V82H212ZM217 83V82H216ZM226 83V82H225ZM225 83H224V85H225ZM248 84H249V82H247ZM251 83V82H250ZM262 83V82H261ZM46 84H49V86H50V88H52L51 90H48L47 88V86H46ZM92 84V83H91ZM93 84H95V82H93ZM131 84V83H130ZM157 84V83H156ZM168 84V85H169ZM176 84V83H175ZM174 84V85H175ZM196 84V83H195ZM197 84H199V83H197ZM222 84V83H221ZM4 85V84H3ZM55 85V86H54ZM61 85V84H60ZM69 85V84H68ZM96 85V84H95ZM112 85V84H111ZM113 85H115V84H113ZM132 85V84H131ZM133 85H134V83H133ZM184 85V84H183ZM200 85V84H199ZM212 85H215V84H212ZM227 85V84H226ZM246 86H248L247 84H245ZM91 86V85H90ZM144 86V85H143ZM148 86V85H147ZM163 86V85H162ZM170 86L171 85H169V88L168 89H170ZM196 86V85H195ZM216 86V85H215ZM55 89H54V88ZM95 87V86H94ZM124 88H125V86H123ZM140 87V86H139ZM142 87V86H141ZM150 87H152V86H150ZM149 87V88H150ZM155 87V86H154ZM194 87V86H193ZM205 87V85L203 86V88ZM207 87V86H206ZM228 87V86H227ZM229 87H230V84H229ZM235 87V86H234ZM233 87V88H234ZM238 87V86H237ZM258 87V86H257ZM118 88V87H117ZM123 88V89H124ZM183 88H184V86H183ZM183 88H181V89H183ZM186 88H187V86H186ZM212 88H213V86H212ZM250 88V87H249ZM260 88V87H259ZM262 88V87H261ZM112 89H113V87H112ZM122 89V90H123ZM135 90H137L136 88H134ZM146 89V88H145ZM157 89H159V91H161L160 90V86H159V88H157ZM167 89V90H168ZM180 89V90H181ZM197 89V88H196ZM209 89V88H208ZM223 89V88H222ZM228 89V88H227ZM242 89V88H241ZM244 89H245V87H244ZM254 89V88H253ZM252 89V90H253ZM115 90V89H114ZM129 90H131V89H129ZM139 90V89H138ZM150 90L152 91V89L150 88ZM153 90H154V88H153ZM162 90H163V88H162ZM171 90V89H170ZM177 90V89H176ZM175 90V91H176ZM223 90H225V89H223ZM237 90V89H236ZM235 90V91H236ZM261 90V89H260ZM24 92L23 94H24V96L23 97H21V92ZM37 93H40V97H35L37 94L35 93V92ZM126 91H127V89H126ZM133 91V90H132ZM174 91V90H173ZM172 91V92H173ZM205 91V90H204ZM230 91V90H229ZM234 91V90H233ZM244 91V90H243ZM247 91V90H246ZM115 92H117V90H115ZM129 92V91H128ZM136 92V91H135ZM142 92V91H141ZM153 92V91H152ZM155 92V91H154ZM154 92H153V94H154ZM158 92V91H157ZM184 92H187V91H185L184 90ZM192 92V91H191ZM190 92V93H191ZM221 92H223V91H221ZM248 92V96L246 95V97H243V100H245V102H247L248 103V105L247 106H249V110H248V113H247V115H248V121L246 122V124L248 123V128H249V130L250 131H253V128H254V130L256 131L255 132V135L257 136V135H259V136H261L262 138H264V97H260V95H257V94H255V93H253L251 90H249V91H247ZM257 92H258V90H257ZM114 93V92H113ZM119 94H120V92H118ZM125 93V92H124ZM137 93V92H136ZM136 93H135V95H136ZM148 93H150L149 91H148ZM162 93V92H161ZM169 93V92H168ZM173 93H175V92H173ZM180 93V92H179ZM224 93V92H223ZM226 93H228V92H226ZM236 93V92H235ZM243 93V92H242ZM261 93V92H260ZM125 94H129V93H125ZM124 94V95H125ZM141 94H144V93H141ZM178 94V93H177ZM177 94H174V96L175 95H177ZM186 94V93H185ZM184 94V95H185ZM198 94H200V92L198 93ZM203 94V93H202ZM210 94L213 96V94L210 92ZM229 94H231V93H229ZM239 94V93H238ZM244 94V93H243ZM99 95H100V93H99ZM118 95V94H117ZM144 95H146V94H144ZM144 95H143V97H144ZM148 95V94H147ZM146 95V96H147ZM156 95V94H155ZM223 95V94H222ZM97 96V95H96ZM101 96V95H100ZM128 96H130V95H128ZM159 96V95H158ZM178 96V95H177ZM226 96V95H225ZM232 96V95H231ZM239 96V95H238ZM151 97V96H150ZM125 98V97H124ZM159 98V97H158ZM168 98V97H167ZM178 98H181V97H178ZM186 98H188L187 96H186ZM199 99L200 100V102H201V106H202V108H200L201 109V112H206V113H209V114H212L213 115V118H215V121H216V119L218 120V118H217V116H220L223 112H224V109H223V106L220 104V101H219V97H208L207 95H206V97H196V99ZM87 99V98H86ZM122 99V100H121ZM132 99V98H131ZM145 99H147V97H145ZM154 99V98H153ZM152 99V100H153ZM172 99H174V98H172ZM195 99V98H194ZM160 100H161V98H160ZM167 100V99H166ZM169 100V99H168ZM171 100V99H170ZM175 100H176V98H175ZM185 100V102H186V99H184ZM235 100V99H234ZM87 101V100H86ZM93 101V99H89V101L87 102V103H85V104H87V107H85L84 109H81L84 113H87L88 112V109H89V107L90 106H92V104H91V102ZM139 101V100H138ZM156 101V100H155ZM196 101V100H195ZM226 101V100H225ZM178 102H179V100H178ZM184 102V103H185ZM62 103H64V105H61ZM142 103H143V105H145V106H147L148 104L150 105V103L151 104H153L152 102H148V101H142ZM160 103V102H159ZM161 103H162V101H161ZM170 103V102H169ZM180 103V102H179ZM178 103V104H179ZM196 103V102H195ZM233 103V102H232ZM235 103V102H234ZM238 103V102H237ZM94 104V103H93ZM167 104V103H166ZM227 104V103H226ZM12 104H9L8 105V112H9V114L8 115H11L12 116V114H13V111H14V106H13ZM78 105V104H77ZM95 105V104H94ZM157 105V104H156ZM161 105V104H160ZM163 105H164V103H163ZM171 105V104H170ZM181 105V104H180ZM180 105H179V107H180ZM187 105V104H186ZM199 105V104H198ZM240 105V104H239ZM3 106V105H2ZM7 106V105H6ZM25 106L27 107L26 109H25ZM131 106V105H130ZM144 106V109H143V107H142V111H141V113L139 114V115H142L143 114V116L144 115H148L149 113V109L147 108V107H145ZM164 106H166V105H164ZM168 106V105H167ZM175 106V105H174ZM194 106H196L197 107V103H196V105H194ZM234 106V105H233ZM245 106V105H244ZM97 107V106H96ZM125 107V106H124ZM149 107V106H148ZM161 107V106H160ZM159 107V108H160ZM225 107V106H224ZM252 107H254V110H255V115H252V113H253V110H252ZM7 108V107H6ZM137 108V107H136ZM138 108H139V105H138ZM155 108V107H154ZM167 108V107H166ZM175 108V107H174ZM186 108V107H185ZM234 108V107H233ZM242 108V107H241ZM240 108V109H241ZM248 108V107H247ZM246 108V109H247ZM132 109V108H131ZM162 109V108H161ZM179 109V108H178ZM195 109H197V108H195ZM231 109H232V107H231ZM244 109V108H243ZM7 110V109H6ZM150 110H154L153 108L152 109H150ZM160 109H158V111H159ZM165 110H167V109H165ZM171 110V109H170ZM186 110H188V109H186ZM198 110V109H197ZM237 111V110H236ZM139 112H140V109H139ZM153 112V111H152ZM161 112V111H160ZM168 112V111H167ZM172 112V111H171ZM174 112V111H173ZM172 112V113H173ZM239 112V111H238ZM138 112H136V114H137ZM162 113H166V112H162ZM161 113V114H162ZM169 113V112H168ZM171 113V114H172ZM183 113V112H182ZM182 113H180V114H182ZM187 113H188V111H187ZM231 113V112H230ZM229 113V114H230ZM90 114V113H89ZM110 114H111V116H110ZM158 114V113H157ZM156 114V115H157ZM167 114V113H166ZM174 114V113H173ZM172 114V115H173ZM184 114V113H183ZM182 114V116H184ZM241 114V113H240ZM245 114V113H244ZM92 115V114H91ZM130 115V114H129ZM135 115V114H134ZM164 115V114H163ZM169 115V114H168ZM175 115H177V114H175ZM203 116H204V114H202ZM223 115H225V114H223ZM228 115V114H227ZM149 116V115H148ZM161 116V115H160ZM160 116H158V118L160 119ZM165 116V115H164ZM179 117L181 116V115H178ZM181 116V117H182ZM194 116V115H193ZM198 116V115H197ZM202 116V117H203ZM207 116V115H206ZM230 116V115H229ZM10 117V116H9ZM129 117V116H128ZM135 117V116H134ZM136 117H138V116H136ZM135 117V119H137ZM161 117H163V116H161ZM170 117V116H169ZM177 117V116H176ZM185 117H187V115L185 116ZM184 117V118H185ZM201 116L199 115V118H200ZM208 117V116H207ZM212 117V116H211ZM4 118V117H3ZM156 118V117H155ZM191 118H192V116H191ZM197 119H199L198 117H196ZM205 118V117H204ZM122 119V118H121ZM133 119V118H132ZM145 119V118H144ZM154 119V118H153ZM175 118H173L172 120H174ZM195 119V118H194ZM228 119V118H227ZM229 119H230V117H229ZM228 119V120H229ZM239 119V118H238ZM243 119V118H242ZM139 120V119H138ZM155 120V119H154ZM156 120H158V119H156ZM170 120V119H169ZM180 120H181V118H180ZM200 120V119H199ZM202 120H203V118H202ZM212 120V119H211ZM233 120V119H232ZM231 120V121H232ZM134 121V120H133ZM140 121V120H139ZM162 121V120H161ZM176 121V120H175ZM184 121H186L185 119H184ZM197 121V120H196ZM201 121V120H200ZM205 121V120H204ZM212 121H214V119L212 120ZM210 122V123H213L214 124V122ZM219 121V120H218ZM78 122V121H77ZM86 122V121H85ZM87 122H88V120H87ZM90 122V121H89ZM114 122V121H113ZM147 122H148V119H147ZM152 122V121H151ZM158 122V121H157ZM166 122V121H165ZM181 122V121H180ZM217 122V121H216ZM220 122V121H219ZM240 122H241V120H240ZM143 123V122H142ZM141 123V124H142ZM154 122H152V124H153ZM156 123V122H155ZM162 123V122H161ZM177 123V122H176ZM198 123H201V122H197V125H198ZM207 123V122H206ZM208 123H209V121H208ZM233 123V122H232ZM242 123V122H241ZM4 123L2 122V125H3ZM80 124V123H79ZM84 124V123H83ZM104 124H105V122H104ZM122 124H124V123H122ZM136 123H134V125H135ZM139 124V123H138ZM141 124H139V126L141 125ZM147 124V123H146ZM145 124V125H146ZM157 124V123H156ZM160 124V123H159ZM163 124V123H162ZM178 124H179V121H178ZM193 124V123H192ZM204 124V123H203ZM237 124V123H236ZM245 124V125H246ZM20 125V124H19ZM18 125V126H19ZM89 125V124H88ZM108 125H110V124H108ZM166 125V123L163 125V126H165ZM194 126H195V124H193ZM219 125V124H218ZM232 125V124H231ZM115 126H117V120H116V123H115ZM131 126V125H130ZM129 126V127H130ZM159 126V125H158ZM157 126V127H158ZM176 126H178V125H176ZM187 126V125H186ZM204 126V125H203ZM214 126V125H213ZM221 126H224V123L222 122L221 123ZM220 126V127H221ZM247 126V125H246ZM3 127V126H2ZM82 127V126H81ZM83 127H85V126H83ZM148 127V126H147ZM161 127V126H160ZM168 127H170V126H168ZM180 127V126H179ZM211 127V126H210ZM219 127V126H218ZM228 127H230V126H228ZM103 128H106V125H105V127L103 126ZM124 128H125V126H124ZM123 128V129H124ZM162 128V127H161ZM167 128V127H166ZM182 128H183V125H182ZM205 128V127H204ZM223 128V127H222ZM233 128V127H232ZM231 128V129H232ZM239 128H240V125H239ZM2 129V128H1ZM0 129V130H1ZM3 129H4V127H3ZM86 129V128H85ZM84 129V130H85ZM106 129H108V128H106ZM111 129V128H110ZM109 129V130H110ZM127 129V128H126ZM126 129H125V131H126ZM129 129V128H128ZM131 129V128H130ZM133 129V128H132ZM131 129V131L130 130H128V132H132L133 130ZM140 129V128H139ZM148 129H149V127H148ZM163 129V128H162ZM169 130H167V132L168 131H170V128H168ZM176 129V128H175ZM180 129V128H179ZM202 129V128H201ZM208 129H209V127H208ZM228 129V128H227ZM238 129V128H237ZM242 129H243V127H242ZM83 130V129H82ZM89 130V129H88ZM115 130H117L118 131V129L117 128H115ZM160 130V129H159ZM164 130V129H163ZM183 130V129H182ZM194 130H195V127H194ZM197 130V129H196ZM207 130V129H206ZM210 130V129H209ZM208 130V131H209ZM212 130V129H211ZM216 130V129H215ZM222 130V129H221ZM224 130V129H223ZM230 130V129H229ZM228 130V131H229ZM3 131H5V130H3ZM104 131H106V130H104ZM123 131V130H122ZM147 130H145V132H146ZM162 131V130H161ZM185 131V130H184ZM192 131H193V129H192ZM203 131V130H202ZM213 131V130H212ZM248 131V130H247ZM59 132V131H58ZM94 132V131H93ZM128 132H127V135H128ZM144 132V133H145ZM179 132V131H178ZM102 133V132H101ZM124 133H126V132H124ZM124 133L122 134V135H124ZM134 133V132H133ZM153 133V132H152ZM151 132H149L148 134H147V136H154V134H152ZM169 133V132H168ZM167 133V134H168ZM188 133V132H187ZM201 133V132H200ZM212 133V132H211ZM215 133H216V131H215ZM214 133V134H215ZM219 133H220V131H219ZM225 133V132H224ZM230 133H232V132H230ZM229 133V134H230ZM236 133V132H235ZM8 134H10V133H8ZM14 134V133H13ZM81 134V135H80ZM88 134V133H87ZM100 133H98V134H91L92 135V138H96V139H103L104 140V138L106 137H104L103 136V134H101V135H99ZM137 134V133H136ZM135 134V135H136ZM157 134V133H156ZM166 134V133H165ZM172 134V133H171ZM180 134V133H179ZM178 133L176 134L175 133V135L176 136H178L179 135ZM186 134V133H185ZM204 134V133H203ZM213 134V133H212ZM249 133L247 132V135H248ZM11 135V134H10ZM10 135H8V136H10ZM48 135V134H47ZM47 135H45V136H47ZM130 135V134H129ZM132 135V134H131ZM142 135V134H141ZM160 135V134H159ZM170 135V134H169ZM174 135V134H173ZM174 135V136H175ZM210 135V134H209ZM240 135V134H239ZM1 136V135H0ZM5 136V135H4ZM4 136H2V137H4ZM62 136V137H63ZM82 136V137H81ZM85 136V135H84ZM125 136V135H124ZM123 136V137H124ZM145 137H146V133H145V135H144ZM164 136V135H163ZM174 136H173V138H174ZM220 136V135H219ZM225 136V135H224ZM241 136V135H240ZM7 137V136H6ZM129 137V136H128ZM189 137H191V136H189ZM212 137V136H211ZM216 137H217V135H216ZM228 137H230V136H228ZM1 138V137H0ZM51 138V137H50ZM91 138V137H90ZM132 138V137H131ZM166 138H167V135H166ZM168 138H171V136H169ZM180 138V137H179ZM199 138V137H198ZM248 138V137H247ZM246 138V139H247ZM256 138V137H255ZM254 138V139H255ZM95 139V140H96ZM106 139V138H105ZM129 139V138H128ZM127 139V140H128ZM143 139V138H142ZM158 139V138H157ZM177 139V138H176ZM47 140V139H46ZM48 140H49V138H48ZM88 140V139H87ZM93 139H91V141H92ZM111 140V139H110ZM153 140V139H152ZM164 140H165V137H164ZM169 140V139H168ZM179 140V139H178ZM177 140V141H178ZM197 140V139H196ZM227 140V139H226ZM89 142H90V140H88ZM101 141V140H100ZM105 141V140H104ZM103 141V142H104ZM143 141H144V139H143ZM149 141V140H148ZM158 141V140H157ZM160 141V140H159ZM180 141V140H179ZM247 141H248V139H247ZM259 141L261 142V140L259 139ZM4 142V141H3ZM94 142V141H93ZM108 142H110V141H108ZM115 142V141H114ZM146 142V141H145ZM144 142V143H145ZM161 142H162V140H161ZM182 142H184V141H182ZM199 142H200V140H199ZM224 142H225V140H224ZM230 142H232V140L230 141ZM240 142V141H239ZM242 142V141H241ZM258 142V141H257ZM264 142V141H263ZM5 143L7 144V145H9V141H8V138L6 139V141H5ZM5 143H4V145H5ZM100 143V142H99ZM107 143V142H106ZM124 143H126L125 141H124ZM127 143H128V141H127ZM126 143V144H127ZM147 143V142H146ZM157 143V142H156ZM163 143H165L164 141H163ZM162 143V144H163ZM227 143V142H226ZM245 143H247L246 141H245ZM255 143H256V141H255ZM94 144V143H93ZM92 144V145H93ZM105 144V143H104ZM166 144H167V142H166ZM168 144H172L171 143V141H170V143L168 142ZM176 144V143H175ZM174 144V145H175ZM186 144H187V142H186ZM262 144V143H261ZM2 145V144H1ZM69 145V144H68ZM130 145V144H129ZM132 145V144H131ZM139 145H140V142H139ZM146 144H144V146H145ZM149 145H151V143L149 142ZM152 145H154V144H152ZM165 145V144H164ZM190 145V144H189ZM195 145V144H194ZM230 145H232V144H230ZM257 145L260 147L261 145H259L258 143H257ZM262 145H264V144H262ZM89 146V145H88ZM112 146V145H111ZM111 146H108L107 144L105 145V146H102V148L100 149V152L103 154V155H105V154H107V155H109L110 157H112V161H113V157H114V155H115V157H116V162L117 161H119V158H120V156L119 157H117V152H115L114 151V147L112 148ZM135 146V145H134ZM133 146V147H134ZM168 146V145H167ZM200 146V145H199ZM198 146V147H199ZM239 146V145H238ZM243 146V145H242ZM6 147V146H5ZM10 147V146H9ZM90 147H92L91 145H90ZM94 147H97V146H94ZM122 147H123V145H122ZM125 147H126V145H125ZM127 147H129V146H127ZM139 147V146H138ZM143 147V146H142ZM147 147V146H146ZM150 147V146H149ZM157 147V146H156ZM161 147H163L162 145H161ZM190 147V146H189ZM196 147V146H195ZM222 147V146H221ZM257 147V146H256ZM258 147V148H259ZM262 147V146H261ZM31 148V147H30ZM36 148H38L37 150H38V153H39V156H41V157H47L48 156V154H47V147L44 145V144H42L41 143V140L39 139L38 140V144H37V147ZM112 148V149H111ZM119 148H120V146H119ZM124 148V147H123ZM143 148H145V147H143ZM164 148V147H163ZM166 148V147H165ZM170 148V147H169ZM173 148H176V147H173ZM173 148H171V149H173ZM235 148V147H234ZM246 148H247V146H246ZM72 149V148H71ZM89 149H91V148H89ZM92 149H94V148H92ZM117 149V148H116ZM126 149V148H125ZM136 149V148H135ZM150 149V148H149ZM158 149V148H157ZM167 149V148H166ZM254 149H255V146H254ZM253 149V150H254ZM257 149V148H256ZM261 149V148H260ZM6 150V149H5ZM85 150V151H84ZM96 150V149H95ZM139 150V149H138ZM142 150V149H141ZM141 150H140V152H141ZM148 150V149H147ZM161 150H162V148H161ZM169 149H167V151H168ZM179 150V149H178ZM184 150V149H183ZM189 150V149H188ZM199 150V149H198ZM202 150H204V149H202ZM222 150H223V148H222ZM92 151V150H91ZM166 151V152H167ZM169 151H171V150H169ZM175 151V150H174ZM196 151V150H195ZM200 151V150H199ZM205 151V150H204ZM264 151V150H263ZM7 152H8V154L10 155V152L7 150ZM97 152V151H96ZM147 152V151H146ZM154 152V151H153ZM157 152V151H156ZM155 152V153H156ZM172 152V151H171ZM179 152V151H178ZM203 152V151H202ZM243 152V151H242ZM257 152V151H256ZM260 152H261V150H260ZM259 152V153H260ZM86 153H87V151H86ZM93 153V152H92ZM91 153V154H92ZM117 153V154H116ZM159 153V152H158ZM161 153V152H160ZM160 153H159V155H160ZM162 153H165L164 151L162 152ZM199 153V152H198ZM206 153V152H205ZM251 152H249V154H250ZM0 154H1V151H0ZM122 154H123V152H122ZM131 154V153H130ZM142 154V153H141ZM149 154V153H148ZM157 154V153H156ZM172 154H174V153H172ZM171 154V155H172ZM203 154V153H202ZM217 154V153H216ZM223 154V153H222ZM256 154V153H255ZM126 155V154H125ZM124 155V156H125ZM170 155V154H169ZM169 155H168V157H169ZM198 155V154H197ZM207 155V154H206ZM218 156H219V154H217ZM246 155V154H245ZM264 155V154H263ZM137 156V155H136ZM140 156V155H139ZM162 156V155H161ZM215 156V155H214ZM220 156H221V154H220ZM226 155H224V157H225ZM233 156V155H232ZM241 156V155H240ZM243 156V155H242ZM241 156V157H242ZM248 156V155H247ZM253 156V155H252ZM257 156H259L260 157V155H257ZM150 157V156H149ZM154 157V156H153ZM162 157H164V156H162ZM174 157V156H173ZM198 157H200L199 155H198ZM258 157V158H259ZM264 157V156H263ZM88 158V157H87ZM121 158H123V160H124V157H121ZM127 158V157H126ZM132 158V157H131ZM145 158V157H144ZM171 158V157H170ZM82 159H84V158H82ZM94 159V158H93ZM133 159V158H132ZM137 159H138V157H137ZM150 159H153V158H150ZM186 159H187V157H186ZM200 159V158H199ZM198 159V160H199ZM202 159V158H201ZM209 159V158H208ZM213 159V158H212ZM249 158H247V160H248ZM261 159H264V158H262L261 157ZM87 160H89V159H87ZM111 160H110V162H111ZM122 160V159H121ZM154 160H157V157H156V159H154ZM165 160V159H164ZM168 160V159H167ZM171 160H172V158H171ZM228 160V159H227ZM226 160V161H227ZM244 160H246V158L244 159ZM246 160V161H247ZM51 160H48V161H45V162H43V164H41V166H45L46 165V163H48V162H50ZM125 161V160H124ZM134 161V160H133ZM150 162H151V160H149ZM149 161L147 162L148 163V165H150V163H149ZM162 161V160H161ZM166 161V160H165ZM189 161V160H188ZM216 161V160H215ZM233 161V160H232ZM258 162H259V160H257ZM52 162V161H51ZM91 162V161H90ZM90 162H88L89 164H90ZM122 162V161H121ZM128 162V161H127ZM139 162V161H138ZM168 162H169V160H168ZM167 162V163H168ZM201 162V161H200ZM204 162H206V161H204ZM244 162V161H243ZM250 162H252V161H250ZM257 162V163H258ZM92 163V162H91ZM98 163V162H97ZM129 163H131V164H134V163H132V162H129ZM222 163V162H221ZM223 163H226V162H223ZM241 163V162H240ZM87 164V163H86ZM96 164V163H95ZM156 164V163H155ZM162 164V163H161ZM242 164V163H241ZM7 165H8V172H10V173H15V172H13V171H15L16 169L14 168V166L13 165H11L9 162H7ZM93 165V164H92ZM123 165H124V163H123ZM147 165V164H146ZM152 165H153V163H152ZM159 165V164H158ZM167 165V164H166ZM173 165V164H172ZM219 165V164H218ZM222 165V164H221ZM234 165V164H233ZM51 166V165H50ZM90 166V165H89ZM97 166V165H96ZM114 166H115V170H116V175L118 176V179H117V181H118V185L120 186V188H121V190H122V192H123V194H122V198H121V200L122 199H124L127 195H128V191L129 190H133V191H135V193H137L138 192V188H139V186L140 185H137V184H139V183H135V182H133V184H131V185H129L128 183H125L126 181L124 180L125 179V172H123V170H122V166H121V163L120 164H114ZM145 166V165H144ZM168 166V165H167ZM195 166V165H194ZM201 166H202V164H201ZM240 166V165H239ZM264 166V165H263ZM53 167V166H52ZM90 167H92V166H90ZM134 167H135V165H134ZM156 167V166H155ZM162 167H163V165H162ZM165 167V166H164ZM234 167V166H233ZM232 167V168H233ZM48 168V167H47ZM89 168V167H88ZM96 168V167H95ZM133 168V167H132ZM137 168V167H136ZM142 168V167H141ZM144 168V167H143ZM178 168V167H177ZM255 168V167H254ZM258 168V167H257ZM260 168V167H259ZM1 169V168H0ZM7 169V168H6ZM49 169V168H48ZM51 169V168H50ZM152 169H154V168H152ZM163 170H164V168H162ZM187 169V168H186ZM219 169V168H218ZM251 169V168H250ZM262 169V168H261ZM91 170V169H90ZM95 170V169H94ZM136 170V169H135ZM157 170V169H156ZM171 170H172V168H171ZM181 170V169H180ZM224 170V169H223ZM3 171V170H2ZM129 171V170H128ZM141 170H139V172H140ZM155 171V170H154ZM158 171V170H157ZM157 171L155 172V173H157ZM160 171H162V170H160ZM186 171V174H185V176H184V178H185V180L187 181V182H190V183H192V177L190 178V176H189V174L191 173V170L190 169H187V170H185ZM217 171V170H216ZM220 171V170H219ZM226 171V170H225ZM245 171V170H244ZM252 171V170H251ZM43 172V171H42ZM46 172H47V170H46ZM92 172V171H91ZM138 172V171H137ZM166 172V171H165ZM241 172V171H240ZM253 172V171H252ZM5 173V172H4ZM95 173V172H94ZM93 173V174H94ZM127 173V172H126ZM154 173V172H153ZM159 173V172H158ZM167 173V172H166ZM178 173V172H177ZM250 173V172H249ZM260 173V172H259ZM9 174V173H8ZM128 174V173H127ZM126 174V175H127ZM130 174V173H129ZM135 174V173H134ZM139 174V173H138ZM163 174V173H162ZM131 175V174H130ZM164 175V174H163ZM165 175H167V174H165ZM218 175H219V173H218ZM246 175V174H245ZM253 175V174H252ZM129 176V175H128ZM136 176V175H135ZM138 176H140V174L138 175ZM137 176V177H138ZM157 176V175H156ZM159 176V175H158ZM172 176V175H171ZM224 176V175H223ZM170 177V176H169ZM226 177V176H225ZM237 177V176H236ZM42 178V177H41ZM126 178H128V177H126ZM133 178V177H132ZM194 178V177H193ZM246 178V177H245ZM260 178V177H259ZM168 179V178H167ZM172 179V178H171ZM219 179H221V178H219ZM255 179V178H254ZM18 181V179L17 178H13L12 177V175L10 176V175H0V209L1 208H4L5 207V209H6V214H5V216L4 217H8L9 218V215L11 214V218H12V220L10 219H6V218H3L2 217V212H1V210H0V228L2 229V231L4 230V231H6V232H10V235L11 236H8V233L5 235V239H6V241H8V242H6V243H9V244H11L13 247H14V249H15V254L14 255H18V256H20V257H22V256H30V255H32V256H34V254L36 253V252H34V251H36V250H40V249H42L41 247H43V243H42V240H44L43 239V235H44V233L45 232H47L46 230L47 229H49L50 230V228L51 227H56V224H54L55 223V221L57 220V219H62V221L64 222V224L68 227V228H70L72 231H76L77 230V228L79 227V223H80V217L78 218V216L79 215H76V210H78L77 209V207H78V201L76 200L77 198V196H76V193H75V190L73 189V192H69V193H67L65 190H64V187H54L53 189H52V187H50V188H48V186L46 185V184H44V182H42L43 184H44V186H45V188H44V190L43 191H41V192H39V194L38 195H36V198H39V200L41 201V211H40V213H39V215H38V219H32V217L30 218L29 216H31V215H28L27 216V214L25 213V212H27V210L29 209L28 208V205L30 204L29 202V199H30V196H28V195H26V193H27V190H25V188H23L21 185L23 184H21V185H19L20 183H18L17 184V181ZM160 180V179H159ZM163 180V179H162ZM184 180V181H185ZM246 180V179H245ZM256 180V179H255ZM45 181H46V179H45ZM129 181V180H128ZM137 181H138V179H137ZM170 181V180H169ZM202 181V180H201ZM219 181V180H218ZM228 181V180H227ZM233 181H235V180H233ZM242 181V180H241ZM247 181V180H246ZM40 182V183H41ZM47 183H48V181H46ZM45 182V183H46ZM147 182V181H146ZM166 182V181H165ZM180 182V181H179ZM178 182V183H179ZM244 182V181H243ZM247 182H249V181H247ZM264 182V181H263ZM34 183V182H33ZM130 183V182H129ZM186 183V182H185ZM199 183V182H198ZM217 183H219V182H217ZM229 183V182H228ZM51 184V183H50ZM161 184V183H160ZM166 184V183H165ZM173 184V183H172ZM203 184V183H202ZM201 184V185H202ZM226 184V183H225ZM231 184H233V183H231ZM147 185V184H146ZM181 185V184H180ZM183 185V184H182ZM262 185V184H261ZM38 186H39V184H38ZM145 186V185H144ZM150 186V185H149ZM156 186H158V185H156ZM167 186V185H166ZM176 186V185H175ZM177 186H178V184H177ZM185 186V185H184ZM229 186V185H228ZM27 188H28V186H26ZM29 187H31V186H29ZM172 187H174V186H172ZM181 187V186H180ZM183 187V186H182ZM181 187V188H182ZM199 187V186H198ZM230 187V186H229ZM243 187V186H242ZM253 187V186H252ZM260 187V186H259ZM36 188V187H35ZM151 188V187H150ZM157 188H159V187H157ZM191 189V191H192V193H194V198H199V193L197 192L198 190H197V187L196 186H194L193 184H191V187H190ZM228 188V187H227ZM255 188V187H254ZM41 189V188H40ZM145 189V188H144ZM167 189V188H166ZM175 189V188H174ZM186 189V188H185ZM199 189V188H198ZM216 189V188H215ZM214 189V190H215ZM38 190V189H37ZM157 190V189H156ZM169 190V189H168ZM228 190V189H227ZM32 191H34V190H32ZM146 191V190H145ZM151 191V190H150ZM153 191V190H152ZM182 191V190H181ZM184 191V190H183ZM188 191V190H187ZM187 191L185 192L186 194H187ZM240 191V190H239ZM238 191V192H239ZM175 192V191H174ZM236 192V191H235ZM237 192V193H238ZM37 193V192H36ZM182 193V192H181ZM184 193V194H185ZM201 193V192H200ZM210 193V192H209ZM208 193V194H209ZM215 193V192H214ZM217 193V192H216ZM242 193V192H241ZM250 193V192H249ZM256 193H258V192H256ZM139 194V193H138ZM148 194V193H147ZM150 194V193H149ZM157 194V193H156ZM159 194V193H158ZM219 194V193H218ZM136 195V194H135ZM197 195V196H196ZM210 195V194H209ZM222 195V194H221ZM220 195V196H221ZM255 195V194H254ZM101 196H103V195H101ZM109 196V195H108ZM114 196V195H113ZM143 196V195H142ZM149 196V195H148ZM152 196V195H151ZM155 196V195H154ZM154 196H153V198H154ZM173 196H175V195H173ZM189 196V195H188ZM188 196H186V197H188ZM212 196V195H211ZM238 196V195H237ZM250 196V195H249ZM256 196V195H255ZM254 196V197H255ZM33 197V196H32ZM124 197V198H123ZM128 197V196H127ZM131 197V196H130ZM184 197V196H183ZM201 197V196H200ZM207 197V196H206ZM239 197V196H238ZM257 197L260 199L261 198V200H262V206H261V211H263L264 212V190L259 194L258 193V195H257ZM51 198H55L56 199V202H55V204L52 206L51 204H49V202H50V200H51ZM80 198V197H79ZM138 198V197H137ZM136 198V199H137ZM148 198H151V197H148ZM152 198V199H153ZM158 198V197H157ZM161 198V197H160ZM166 198H167V196H166ZM174 198V197H173ZM172 198V199H173ZM180 198V197H179ZM211 198V197H210ZM219 198V197H218ZM243 198V197H242ZM32 199V198H31ZM113 199V198H112ZM130 199V198H129ZM178 199V198H177ZM181 199V198H180ZM184 199H185V197H184ZM35 200V199H34ZM33 200V201H34ZM53 200V199H52ZM51 200V201H52ZM79 200V199H78ZM108 200V199H107ZM156 200V199H155ZM167 200V199H166ZM186 200V199H185ZM201 200V199H200ZM200 200L198 201L199 202V204H200ZM209 200V199H208ZM212 200V199H211ZM210 200V201H211ZM214 200V199H213ZM237 200V199H236ZM33 201L31 202V204L33 203ZM38 201V200H37ZM124 201V200H123ZM126 201V200H125ZM137 201V200H136ZM150 201V200H149ZM175 201V200H174ZM177 201V200H176ZM180 201V200H179ZM83 202V201H82ZM112 202V201H111ZM157 202V201H156ZM162 202H164V201H162ZM188 202V201H187ZM238 202V201H237ZM40 203V202H39ZM51 203V202H50ZM79 203H81V202H79ZM139 203V202H138ZM137 203V204H138ZM154 203V202H153ZM170 203V202H169ZM178 203V202H177ZM257 203V202H256ZM29 205V207H31V206H33V205ZM122 204V203H121ZM140 204H141V202H140ZM173 204V203H172ZM180 204V203H179ZM191 204V203H190ZM198 204V203H197ZM36 205H38V203L36 204ZM52 207H51V206ZM81 205V204H80ZM131 205V204H130ZM144 205V204H143ZM177 205V204H176ZM122 206V205H121ZM126 206V205H125ZM134 206V205H133ZM139 206V205H138ZM157 206V205H156ZM155 206V207H156ZM173 206V205H172ZM180 206V205H179ZM200 206V205H199ZM202 206V205H201ZM213 206V205H212ZM232 206V205H231ZM242 206V205H241ZM251 206V205H250ZM250 206H248V207H250ZM259 206V207H260ZM82 206H80V208H81ZM126 207H128V206H126ZM143 206H141V208H142ZM191 207V206H190ZM196 207V206H195ZM198 207V206H197ZM234 207V206H233ZM243 207H244V205H243ZM252 207V206H251ZM33 208V207H32ZM35 208V207H34ZM83 208H85V206L83 205ZM122 209L124 208V207H121ZM121 208H119V210L121 209ZM131 208V207H130ZM152 208V207H151ZM173 208V207H172ZM193 208V207H192ZM126 209V208H125ZM156 209V208H155ZM164 209V208H163ZM170 209H171V206H170ZM209 209V208H208ZM211 209V208H210ZM220 209V208H219ZM224 209V208H223ZM226 209V208H225ZM238 209V208H237ZM242 209V208H241ZM245 209V208H244ZM252 209V208H251ZM254 209V208H253ZM30 210V209H29ZM38 210V209H37ZM86 210V209H85ZM137 211H138V209H136ZM152 210V209H151ZM168 210V209H167ZM190 210V209H189ZM228 209H226L225 211H227ZM247 210V209H246ZM249 210V209H248ZM33 211V210H32ZM84 211V210H83ZM125 211H127V210H125ZM131 211V210H130ZM135 211V210H134ZM153 211V210H152ZM172 211V210H171ZM177 211V210H176ZM185 211H186V209H185ZM192 211V210H191ZM197 211V210H196ZM211 211H212V209H211ZM145 212H147L146 210H145ZM157 212V211H156ZM190 212V211H189ZM194 212V211H193ZM192 212V213H193ZM200 212V211H199ZM219 212V211H218ZM258 212V211H257ZM24 213L26 214V216L28 217V219H26V221L25 220H22L23 218V215H24ZM87 213V212H86ZM97 213V212H96ZM107 213V212H106ZM147 213H149V212H147ZM152 213H154V212H152ZM151 213V214H152ZM161 213V212H160ZM167 213V212H166ZM177 213V212H176ZM187 213V212H186ZM191 213V214H192ZM78 214V213H77ZM80 214V213H79ZM137 214H139L138 212H137ZM144 214V213H143ZM171 214V213H170ZM194 214V213H193ZM226 214V213H225ZM243 214H245V213H243ZM253 213H251V215H252ZM33 215H34V213H33ZM82 215V214H81ZM87 215V214H86ZM140 215V214H139ZM202 215V214H201ZM204 215H206V214H204ZM257 215V214H256ZM25 215H24V217L25 218H27ZM89 216V215H88ZM147 216H148V214H147ZM156 216V215H155ZM159 216V215H158ZM157 216V217H158ZM161 216V215H160ZM163 216H165V215H163ZM193 216H195V215H193ZM198 216V215H197ZM258 217H260L259 215H257ZM262 216V215H261ZM82 217H83V215H82ZM87 217V216H86ZM85 217V215H84V218H86ZM153 217V216H152ZM171 217V216H170ZM169 217V218H170ZM191 217V216H190ZM248 217V216H247ZM24 218V219H25ZM88 218V217H87ZM183 218V217H182ZM197 218V217H196ZM201 219H202V217H200ZM250 218H252V217H250ZM80 219V220H79ZM118 219H120L119 217H118ZM184 219V218H183ZM190 219V218H189ZM189 219L187 218V220L189 221ZM237 219H239V218H237ZM246 219V218H245ZM123 220V219H122ZM132 219H130V221H131ZM151 220V219H150ZM149 220V221H150ZM186 220V221H187ZM200 220V219H199ZM240 220V219H239ZM89 221V220H88ZM87 221V222H88ZM129 221V222H130ZM147 221V220H146ZM148 221V222H149ZM154 222H155V220H153ZM158 221V220H157ZM160 221V220H159ZM158 221V222H159ZM193 221V220H192ZM243 221H245V220H243ZM259 221V220H258ZM263 221V220H262ZM107 222H108V219H107ZM120 222H121V220H120ZM119 222V223H120ZM123 222V221H122ZM128 222V221H127ZM143 222V221H142ZM162 222V221H161ZM171 222V221H170ZM208 222H209V220H208ZM249 222H250V220H249ZM81 223H82V221H81ZM90 223V222H89ZM88 223V224H89ZM137 223V222H136ZM146 223V222H145ZM150 223V222H149ZM160 223V222H159ZM251 223V222H250ZM259 223H260V221H259ZM26 224H29V225H27V226H29V227H32V226H34V227H36L37 228V232H36V234L33 236V237H30V236H22V233H23V231H24V228H25V225ZM107 224V223H106ZM139 224V223H138ZM183 224H184V222H183ZM190 224V223H189ZM193 224V223H192ZM210 224V223H209ZM208 224V225H209ZM241 224H243V223H241ZM245 224V223H244ZM81 226L83 225V224H80ZM147 225V224H146ZM156 225V224H155ZM168 225V224H167ZM186 225V224H185ZM228 225V224H227ZM251 225V224H250ZM261 225V224H260ZM104 226V225H103ZM109 226V225H108ZM127 226V225H126ZM137 226V225H136ZM142 226V225H141ZM159 226H160V224H159ZM190 226V225H189ZM196 226V225H195ZM205 226V225H204ZM221 226V225H220ZM85 227H87L86 225H85ZM89 227V226H88ZM87 227V228H88ZM97 227H99V226H97ZM96 227V228H97ZM105 227V226H104ZM143 227V226H142ZM146 227H148V226H146ZM149 227H151L150 225H149ZM154 227V226H153ZM166 227V226H165ZM164 227V228H165ZM212 227V226H211ZM226 227V226H225ZM249 227V226H248ZM263 227V226H262ZM81 228V227H80ZM79 228V229H80ZM84 228V227H83ZM82 228V229H83ZM90 228H91V225H90ZM121 228H123V227H121ZM136 228V227H135ZM155 228H157V227H155ZM183 228V227H182ZM182 228H180V229H182ZM185 228H186V226H185ZM218 228V227H217ZM222 228V227H221ZM247 228V227H246ZM255 228V227H254ZM258 228V227H257ZM52 229V228H51ZM95 229V228H94ZM120 228H118V230H119ZM158 229V228H157ZM189 229H192V228H189ZM249 229V228H248ZM253 229V228H252ZM261 229V228H260ZM93 230V229H92ZM97 230V229H96ZM117 230V231H118ZM146 230V229H145ZM155 230V229H154ZM199 230V229H198ZM74 231V232H75ZM116 231V230H115ZM133 231V230H132ZM136 232H137V230H135ZM157 232H158V230H156ZM173 231V230H172ZM181 231V230H180ZM200 231V230H199ZM244 231V230H243ZM247 231V230H246ZM249 231V230H248ZM254 231H255V229H254ZM253 231V232H254ZM259 231V230H258ZM1 232V231H0ZM5 232V233H6ZM78 232V231H77ZM80 232V231H79ZM87 232V231H86ZM135 232V233H136ZM143 232V231H142ZM186 232V231H185ZM192 232V231H191ZM195 232V231H194ZM241 232V231H240ZM51 233V232H50ZM82 233V232H81ZM96 233V232H95ZM116 233V232H115ZM123 233V232H122ZM121 233V234H122ZM132 233V232H131ZM151 233V232H150ZM184 233V232H183ZM188 233V232H187ZM190 233V232H189ZM244 233V232H243ZM1 234V233H0ZM4 234V233H3ZM51 234H53V233H51ZM51 234H46V236L48 235H50L51 236ZM85 234V233H84ZM94 234V233H93ZM120 234V233H119ZM120 234V235H121ZM137 234V233H136ZM147 234V233H146ZM170 234H172V232L170 233ZM176 234H178V233H176ZM181 234V233H180ZM193 234V233H192ZM245 234V233H244ZM77 235V234H76ZM90 235V234H89ZM97 235V234H96ZM118 235V234H117ZM119 235V236H120ZM140 236H141V234H139ZM148 235V234H147ZM159 235V234H158ZM213 235V234H212ZM253 235V234H252ZM258 235V234H257ZM261 235V234H260ZM99 236V235H98ZM129 236H131V235H129ZM156 236V235H155ZM161 236V235H160ZM183 236V235H182ZM195 236V235H194ZM194 236H193V238H194ZM197 236V235H196ZM201 237H202V235H200ZM240 236V235H239ZM238 236V234H237V232H236V229H233L232 230V232H231V240L227 243V246L230 248V250H232V252L230 253L231 255H233L234 256V254H236L235 253V251L237 250V252H239L242 248H243V250L244 249H246L247 251H248V247H245L244 245H243V243L242 242H245L246 240L244 239V241H241L242 240V238H240ZM76 237L77 236H75V233L73 234V237H72V239H71V243H72V241L73 242H75L76 241ZM78 237H79V235H78ZM84 237V236H83ZM89 237V236H88ZM91 237V236H90ZM132 237V236H131ZM142 237V236H141ZM140 237V238H141ZM159 237V236H158ZM157 237V238H158ZM208 237V236H207ZM227 237V236H226ZM257 237V236H256ZM85 238V237H84ZM127 238H128V236H127ZM151 238H153V237H151ZM165 238V237H164ZM170 238V237H169ZM181 238V237H180ZM252 238H254V237H252ZM258 238V237H257ZM48 239V238H47ZM46 239V240H47ZM50 239V238H49ZM80 239V238H79ZM144 239V238H143ZM189 239V238H188ZM199 239V238H198ZM230 239V238H229ZM78 240V239H77ZM89 240V239H88ZM142 240V239H141ZM154 240V239H153ZM250 240H252V239H250ZM259 240V239H258ZM48 241V240H47ZM139 241V240H138ZM144 241V240H143ZM147 241V240H146ZM169 241V240H168ZM177 241V240H176ZM180 241H183L182 239L180 240ZM196 241V240H195ZM256 241V240H255ZM46 242V241H45ZM134 242V241H133ZM159 242H160V240H159ZM206 242V241H205ZM218 242V241H217ZM220 242V241H219ZM218 242V243H219ZM13 243V244H12ZM71 243H69V244H67L68 246V248L69 247H71ZM81 243V242H80ZM126 243V242H125ZM151 243H152V241H151ZM199 243V242H198ZM201 243V242H200ZM208 243V242H207ZM43 244V245H42ZM46 244V243H45ZM85 244V243H84ZM137 244H138V242H137ZM146 244V243H145ZM148 244V243H147ZM150 244V243H149ZM166 244V243H165ZM191 244V243H190ZM206 244V243H205ZM245 244V243H244ZM11 245H7V246H11ZM49 245H50V243H49ZM76 245V244H75ZM77 245H79V243L77 244ZM122 245V244H121ZM125 245H127V244H125ZM171 245V244H170ZM214 245V244H213ZM257 245V244H256ZM3 246V245H2ZM6 246V247H7ZM46 246V245H45ZM48 246V245H47ZM51 246V245H50ZM53 246V245H52ZM73 246V245H72ZM80 246V245H79ZM124 246V245H123ZM156 246V245H155ZM159 246H160V243H159ZM165 246V245H164ZM188 246V245H187ZM194 246V245H193ZM258 246H259V244H258ZM5 247V248H6ZM81 247V246H80ZM146 247V246H145ZM189 247V246H188ZM191 247V246H190ZM189 247V248H190ZM201 247V246H200ZM200 247H199V249H200ZM45 248V247H44ZM44 248H43V250H44ZM54 248V247H53ZM85 248V247H84ZM93 248H94V246H93ZM120 248V247H119ZM128 248H130L129 247V244H128ZM131 248H132V246H131ZM130 248V249H131ZM138 248V247H137ZM141 248H143V247H141ZM162 248V247H161ZM193 248V247H192ZM252 248V247H251ZM51 249V248H50ZM50 249H48V250H46L44 253L46 254V252L48 251L49 252V250ZM81 249V248H80ZM129 249V250H130ZM151 249V248H150ZM159 249V248H158ZM172 249V248H171ZM195 249V248H194ZM206 249V248H205ZM209 249V248H208ZM253 249V248H252ZM256 249V248H255ZM71 250V249H70ZM69 250V251H70ZM153 250V249H152ZM167 250V249H166ZM170 250V249H169ZM178 250V249H177ZM190 250V249H189ZM189 250H187V252H185V253H183L182 254V258L185 260H188V262H189V264H194V263H200L201 262V259L202 260H205V258L204 257H202L201 255H196L197 253H195V252H193V254H192V252H189ZM215 250H216V248H215ZM229 250V251H230ZM257 250V249H256ZM78 251V250H77ZM95 251V250H94ZM141 251V250H140ZM139 251V252H140ZM144 251H145V249H144ZM158 251V250H157ZM162 251V250H161ZM165 251V250H164ZM197 251V250H196ZM211 251V250H210ZM5 252V251H4ZM39 252V251H38ZM42 252V251H41ZM40 252V253H41ZM72 252V251H71ZM70 252V253H71ZM148 252H151V251H148ZM198 252H200V251H198ZM206 252H207V250H206ZM7 253H9V252H7ZM43 253V252H42ZM51 254H52V252H50ZM73 253V252H72ZM136 253V252H135ZM143 253V252H142ZM145 253V252H144ZM143 253V254H144ZM168 253V252H167ZM229 253V252H228ZM4 254V253H3ZM10 254V253H9ZM69 254V253H68ZM149 254V253H148ZM154 254V253H153ZM49 255V254H48ZM131 255V254H130ZM140 255V254H139ZM164 255V254H163ZM170 255V254H169ZM231 255H227V257L228 256H231ZM260 255V254H259ZM7 256V255H6ZM36 256H38L37 254H36ZM133 256H134V254H133ZM143 256V255H142ZM144 256H145V254H144ZM155 256V255H154ZM158 256V255H157ZM3 257V256H2ZM13 257V256H12ZM41 257V256H40ZM51 257V256H50ZM132 257V256H131ZM147 257H149V256H147ZM156 257V256H155ZM160 257V256H159ZM165 257V256H164ZM166 257H168V256H166ZM6 258V257H5ZM30 258H31V256H30ZM46 258V257H45ZM54 258V257H53ZM151 258H153V257H151ZM177 258V257H176ZM229 258V257H228ZM228 258H226L225 256H223V255H221L220 253H216L214 256H213V259H212V264H223V262H227L228 261ZM246 262H258V261H260L259 259H258V257H256L255 256V254L254 253H246ZM10 259V258H9ZM13 259V258H12ZM19 259V258H18ZM35 259H36V257H35ZM52 259V258H51ZM137 259V258H136ZM139 259V258H138ZM145 259V258H144ZM235 259V258H234ZM3 260H4V258H3ZM15 260H17V259H15ZM28 260H29V258H28ZM38 260V259H37ZM118 260V259H117ZM166 260H168V259H166ZM8 261V260H7ZM53 261H55V260H53ZM52 261V262H53ZM119 261H122V260H119ZM133 261V260H132ZM145 261V260H144ZM235 261V260H234ZM12 262V261H11ZM18 262H20V260L18 261ZM40 262V261H39ZM57 262V261H56ZM60 262V261H59ZM127 262V261H126ZM134 262V261H133ZM136 262H138V261H136ZM152 262H160V259L159 258H155V259H147L146 260V264H151ZM168 262V261H167ZM166 262V263H167ZM184 262V261H183ZM187 262V261H186ZM229 262H232V261H230L229 260ZM244 262V261H243ZM242 262V263H243ZM28 263V262H27ZM33 263H36V261H33L32 262V264ZM48 263V262H47ZM50 263V262H49ZM58 263V262H57ZM125 263V262H124ZM170 263V262H169ZM185 263V262H184ZM206 263V262H205ZM204 263V264H205ZM2 264V263H1ZM22 264V263H21ZM37 264V263H36ZM46 264V263H45ZM55 264V263H54ZM126 264V263H125ZM153 264V263H152ZM158 264V263H157ZM188 264V263H187ZM208 264H209V262H208ZM228 264V263H227ZM240 264V263H239ZM263 264V263H262Z\"/></svg>",
  "mask_w": 264,
  "mask_h": 264
}]
</instances>
